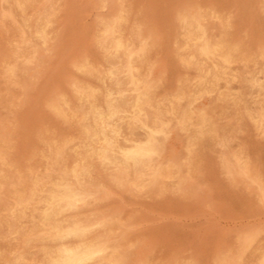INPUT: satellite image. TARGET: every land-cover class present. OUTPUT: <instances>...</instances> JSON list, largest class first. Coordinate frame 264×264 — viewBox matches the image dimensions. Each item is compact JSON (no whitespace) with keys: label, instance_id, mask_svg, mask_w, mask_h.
Returning <instances> with one entry per match:
<instances>
[{"label":"rangeland","instance_id":"374dc122","mask_svg":"<svg viewBox=\"0 0 264 264\" xmlns=\"http://www.w3.org/2000/svg\"><path fill=\"white\" fill-rule=\"evenodd\" d=\"M42 1V3H41ZM61 1V3L65 2V4H61L59 2ZM78 1V3L75 2ZM53 0V3H55L54 7H57L55 9V14L59 12V14L57 16L54 15V19H53V23L56 24V25H53V23L51 24V28H54V29H51L52 31V43L50 44L49 47H51V49L48 47L47 48H42L41 46H39V51H41L40 49H43L44 53H40L39 52V56L38 58H36V61L38 59V61L41 59V61H39L41 64H39V62L37 63L35 61V64H37V68L33 71L34 75L30 78L27 77L25 78L21 73L18 74V76H16V78L14 79L13 82H11L10 84L6 85V80L5 79V76H4V73H3V67H2V63H0V67L1 70H0V127H2L3 129L6 130V132H8V138H9V141H10V147L9 149L7 150V152L5 153V158L6 160L8 159V161H10V163L12 165H14V163H16L14 166H16V169L20 172H23L24 171V167L25 166H32V168L35 170L36 174L38 175V178H39V182L40 184L43 186V188H52L53 186V183L55 181H57L60 176L62 175H65L67 173V170H69L72 165L71 163H73V165L75 163H82L86 166L89 167L90 169V172L89 174V177L92 179V181H94L95 183H99L100 186L99 187H89L88 189V194L87 197H86V202L84 201L83 202V205L84 203H86L84 206L81 205L79 207L80 210H78V214L76 215V219L78 220H82V219H86V218H89L91 216V218H89L88 220L91 222V226L90 228L92 227L93 230L95 231V234L94 231L90 230V236L92 237L91 240L95 241V242H98V239H100V242L98 243V248H99V252L96 254L95 258H99V257H102L103 255V259L106 261V262H110V261H115V260H118L121 256V251L119 250H122L124 249L125 247H129V246H132V243L138 238L139 241H137L138 243H136L137 245L141 244V243H144L146 246H145V252H144V258L143 260H152V258H157V257H160V256H167L170 252H172L174 249H191L194 253H197L199 255H201L202 257H206L208 255H210L212 252L215 251V249L217 248H230L232 247L233 249H239L241 250L242 248V244L244 242L245 239L249 238L250 241L249 243L244 247V249L242 250L243 251V260H244V264H258V259H259V253L261 252V250L264 249V214H261L259 211H256L254 209V204L258 201V195L260 197L261 193H260V189L257 185H254L251 183V181L249 180V174L252 173L251 171H255L256 174H261V173H264V138L261 137V133L259 131V129L257 128V126L255 124H253L251 121L247 120L245 117H243L244 115H241L243 114V106L245 105H248L250 104V102L252 101V99L254 97H257L261 90L264 89V60H261L260 57H261V54H262V51H261V46L262 44H264V10H263V6L264 4L262 3V0H251V3H250V0L248 3L245 2L247 0H244V2H242V0H236L234 2V0H220V4H219V0H174V2H172L173 0L169 1V0H155V1H152V0H113V1H107V0ZM85 1V4H82L84 3ZM102 3H101V2ZM152 1V3H151ZM156 1H159V2H163L162 5L160 4H155ZM169 1V2H168ZM181 3H180V2ZM186 1V2H185ZM196 2L197 4H199V6L202 8V11L204 12V16H205V19L203 20V27L201 29V31H198V33H196L195 36H193L192 38H188L186 37V32L185 30H187V27L188 26H191L193 25V21L188 20V22H181L179 21L177 18H176V12H177V9L180 7L178 5L180 4H185L187 2ZM200 1V2H199ZM205 3V5H202L203 2ZM207 1V2H205ZM241 1V2H240ZM259 1H260V4H259ZM38 2V4H37ZM46 0H36V2L34 3V7L37 8L38 10L45 5H42L43 3H45ZM69 2H70V5H69ZM71 2H74L75 5H77V8L76 6H74L73 3ZM80 2H82L80 4ZM90 2V3H89ZM115 2V3H114ZM122 3L123 4H128L129 6H133V11L136 12L134 13L133 15V18L134 19H137V21L139 20L141 22L142 25H139L138 29L140 30V27H143V28H147V29H151L153 30L154 33H152V35L155 37L153 38L152 41L148 42V47H146V49L144 50L143 53L140 54L139 58H140V61L141 63L143 64V68H141L139 70V74L137 75L138 76V79L140 78V80L138 81L139 83V86L142 85V80H144V77L145 76H142V75H145L147 74V71L145 68H147L148 66H155L154 68V71H153V74L152 76L157 79V82L155 83V86L156 88L152 89V91L154 92H151L150 95H151V99L147 102L146 105H143L144 110L145 111L144 113H142L141 115L138 116H134L132 115L133 114V111H131V105L132 103L135 101L136 99V92H135V89L133 88V85L129 86L130 83L128 81H126L127 77H123L122 75H120L119 73L118 74H114L112 75V78L109 76H105L104 77V82L101 83L100 85H102L101 89H100V93H99V104L102 108H105V106L107 105V103H111L112 102L114 103L113 101V98L112 96H114L115 94V90H117V88H122V89H125L128 85L129 88H127L128 90L130 89V91H128L126 89V104L124 108L128 109L127 110V114L126 118H124V116L121 118V119H117L116 120V123L118 124V133L116 135V140H117V144L120 145V147L124 148V149H127V150H130V149H134L136 146L137 147H141L143 148L145 151L143 152V155L141 156L140 158V161L138 162L137 165H133L132 163L129 164H119L120 167H118V163H113L114 161L112 160L111 162V159L110 160H104L102 157L98 156V155H92L89 152H87L84 148V145L82 143V140H80L81 138V135L79 134V128L80 126H82L84 124V120L83 118H79L76 119L78 121L74 122L73 121H69L67 123V121H65V123H62L64 122V120L59 117L57 114H53L51 111H49L48 107L46 106V101L51 97L50 95L51 94H54L56 91L58 90H64V89H68L69 87V81L70 79H73V78H78L80 79L82 76L81 74H78L76 72V70L74 69V63L79 60L78 58H83V57H88V59L90 61H92V65L94 66L95 64H97L96 68H101V69H105L107 67V62L103 60H105L104 57H106V54H108V52H110L112 49H113V41L112 39L115 37V38H120V39H123V40H130V42L128 43L129 44V47L132 48L133 46H135V41H134V37H133V31H135L137 28L136 27H131L130 25H122V27L118 28L120 29V32L119 30L117 31V33L114 34L113 38H104L103 36H101V27H100V24L107 20L108 19H112L114 18L118 11L116 12L115 9H119L118 7H120L121 4L119 3ZM133 2V3H132ZM143 3V4H140ZM165 2V4H164ZM168 2V5H166ZM180 4H178V3ZM209 2V3H208ZM258 2V3H257ZM41 3V4H39ZM57 3V4H56ZM59 3V4H58ZM89 3V4H88ZM111 5H110V4ZM147 3V4H146ZM174 3V5L172 4ZM203 3V4H204ZM207 3V4H206ZM232 3V5H231ZM239 3V4H237ZM257 3V4H256ZM37 4V6H36ZM63 5V9L61 7V5ZM119 4V5H118ZM133 4V5H132ZM141 5L139 7V5ZM146 4V5H145ZM152 4H154V6H152ZM170 4V6H169ZM177 4V5H176ZM237 4V5H236ZM256 4V5H254ZM259 4V5H258ZM39 5H42V7ZM67 5V6H66ZM94 5V6H92ZM135 5V6H134ZM138 5V6H137ZM143 5V7H142ZM211 6V7H208V6ZM218 5V6H217ZM225 5V6H224ZM230 5V6H229ZM247 7H246V6ZM250 5V6H249ZM65 6V7H64ZM85 6V8H84ZM88 6V7H87ZM99 6L100 8L102 9H99ZM105 6V7H104ZM110 6V7H109ZM114 6V8H112ZM137 6V7H136ZM148 6V7H146ZM163 6V8H159ZM170 7L167 9V7ZM174 6V7H173ZM177 6V7H176ZM205 6V7H203ZM224 6V7H223ZM239 6V7H238ZM243 8H242V7ZM245 6V7H244ZM262 7L261 10H258L260 9L259 8ZM39 7V8H38ZM75 7V8H74ZM82 7V8H81ZM91 7V8H90ZM139 7V8H138ZM150 7V8H149ZM166 7V8H165ZM228 7V8H227ZM231 7V8H230ZM35 8H33V11L34 13H37L38 10H36ZM73 8V9H71ZM84 8V10H83ZM136 8V9H135ZM140 8H144V11L143 9H140ZM149 8V9H147ZM155 8V10H154ZM160 9L158 11V9ZM176 8V11H174ZM227 8V10H226ZM238 8V9H237ZM254 8V9H253ZM60 9V10H59ZM64 9H67L66 11ZM83 11H82V10ZM86 9V10H85ZM93 11H91V10ZM95 9V10H94ZM97 9V10H96ZM132 9V7H131ZM152 9V10H150ZM164 9L167 11L163 12ZM207 9V10H206ZM225 9V10H224ZM235 9V10H234ZM245 9V10H243ZM256 9V11H255ZM59 10V11H58ZM62 10V11H61ZM72 10V11H71ZM90 10V11H89ZM104 10V12H102ZM112 10V11H111ZM114 10V11H113ZM141 10V11H140ZM150 10V11H148ZM170 10V11H169ZM236 11V12H239V13H236V12H232V11ZM41 11V10H40ZM66 13H65V12ZM79 11V12H78ZM156 11L157 13L161 12L159 15L156 14ZM212 11V12H211ZM245 11V12H243ZM60 12L64 15L65 19L64 22H66V24H64V22L62 21V14H60ZM64 12V13H63ZM68 12H69V15H68ZM73 12V14H72ZM84 12V13H83ZM92 12V13H91ZM144 12V14H143ZM170 15H168L169 13ZM174 12V13H173ZM256 12V13H255ZM74 13H78V17L76 14ZM116 13V14H114ZM139 13V14H138ZM142 13V14H141ZM167 13V14H166ZM227 13V14H226ZM233 13V14H232ZM247 13V15H246ZM251 13V14H249ZM82 14V15H81ZM98 14V15H97ZM102 17H101V15ZM108 14V15H107ZM146 14V15H145ZM171 14H175V15H172ZM210 14V15H209ZM218 14V15H217ZM226 14V15H225ZM237 14V15H236ZM242 17L239 18V16ZM242 14V15H241ZM61 15V16H60ZM67 15V16H66ZM76 15V16H74ZM81 15V16H79ZM86 16V17H82V16ZM93 15V16H92ZM100 15V16H99ZM112 15V16H111ZM151 15V18H149ZM164 16L166 18V21L168 22H165V18H162L160 19L159 21V17L161 18V16ZM166 15L168 17H166ZM214 15V16H212ZM236 15V16H235ZM97 16V18H96ZM106 16V17H105ZM111 16V17H110ZM159 16V17H158ZM170 16V17H169ZM209 16V17H208ZM218 16V17H217ZM220 16V17H219ZM249 16V17H248ZM260 16V17H258ZM56 17V18H55ZM63 17V18H64ZM70 20H69V18ZM110 17V18H109ZM146 17V18H145ZM175 17V18H173ZM217 17V18H215ZM226 17V18H225ZM235 20H232L233 18ZM238 17V19H237ZM247 17V18H246ZM2 18V17H0ZM73 18V19H72ZM85 20H84V19ZM94 18H95V21H94ZM101 18V19H100ZM149 18V19H147ZM157 18V19H156ZM168 18V19H167ZM170 18V19H169ZM221 18V19H220ZM231 18V20H230ZM58 19V20H57ZM61 19V20H60ZM74 19H76L77 21H75ZM83 19V20H82ZM146 19V21H145ZM216 19V21H215ZM224 19V20H223ZM248 19V21H247ZM56 20V21H55ZM67 20V21H66ZM94 23H93V21ZM101 20V21H100ZM157 20V21H156ZM172 20V21H171ZM178 21V23L175 22ZM219 20V21H217ZM227 20V21H226ZM58 21V23H57ZM62 21V22H61ZM69 21V22H68ZM71 21V22H70ZM75 21V22H74ZM151 21V23H150ZM162 21V22H161ZM164 21V24L163 23ZM225 21V22H224ZM233 21L232 23H228V22H231ZM256 21V22H255ZM3 22V21H2ZM2 22H1V19H0V26H3V27H0V61L2 62V59L1 57H3L4 55L2 54H6L7 52L9 53V51H5L7 49V47L4 45L5 44V38H7L6 35H8L11 30L13 29V24H15L14 21H8V20H4V25H2ZM8 22V23H7ZM10 22V23H9ZM60 22V24H59ZM80 22V23H77ZM92 22V23H90ZM99 22V23H98ZM146 22V23H144ZM161 22V23H160ZM209 22V24H208ZM214 22V23H213ZM217 22V23H216ZM223 22V23H222ZM248 24H247V23ZM7 23V24H6ZM13 23V24H12ZM160 25H159V24ZM184 25H182V24ZM189 23V25H188ZM213 23V24H212ZM226 23V24H225ZM241 23V24H240ZM258 23H259V26H258ZM63 24V25H61ZM75 24V25H74ZM77 24V25H76ZM82 24H85V25H82ZM89 24V25H87ZM144 24V25H143ZM147 24V25H146ZM158 24V25H157ZM172 24V25H171ZM212 26H211V25ZM217 24V25H216ZM235 24V26H234ZM60 25V26H59ZM72 25V26H71ZM154 27H152V26ZM226 25V26H225ZM245 25V26H244ZM263 25V26H262ZM10 26L12 28H10ZM59 28H58V27ZM67 26H70V29L74 32V34L72 35V31L69 29L68 31V28ZM74 26H78L77 28L74 27ZM82 28H80V27ZM85 28H84V27ZM88 26V27H87ZM90 26V27H89ZM151 26V27H150ZM161 26V27H160ZM180 26V27H179ZM182 26V27H181ZM184 26V27H183ZM187 26V27H186ZM227 28H225V27ZM232 26V27H231ZM6 27L7 29L5 30ZM61 27V28H60ZM66 27V28H65ZM95 27H99L97 29H95ZM128 27V28H127ZM159 27V29H157ZM175 27V28H173ZM205 27V28H204ZM222 27V28H221ZM232 29H231V28ZM238 27V28H237ZM261 27V28H260ZM76 28V29H75ZM83 30L81 32V30ZM91 28V29H90ZM124 30H123V29ZM127 28V29H126ZM160 28L162 29V32L163 34H161L162 32L160 31ZM168 28V29H167ZM179 28V29H177ZM182 28V29H181ZM189 28V27H188ZM263 28V29H262ZM3 29V30H2ZM11 29V30H10ZM59 29V30H57ZM93 29L95 30L93 31ZM156 29V30H154ZM184 29V31H183ZM205 29V30H204ZM223 29H226V30H222ZM66 30V31H65ZM78 30L80 31V33L83 34V32H86L83 34L84 36H82V34L78 33ZM126 30V31H125ZM165 32H164V31ZM175 30V31H174ZM204 30V31H203ZM245 30V31H244ZM8 31V32H7ZM63 31V32H62ZM68 31V34L66 33ZM77 31V32H75ZM92 31V32H91ZM179 31V32H178ZM71 32V34H70ZM95 32V34L93 33ZM123 32V33H122ZM168 32V33H167ZM183 34H182V33ZM220 32H223L220 33ZM234 34H233V33ZM239 32V33H238ZM243 32H246L245 33V36L244 34H242ZM2 33V34H1ZM7 33V34H6ZM79 34V39L81 38V40H79L78 38L76 39V36L78 37V35L76 34ZM100 35H99V34ZM128 33V34H126ZM167 33V34H165ZM178 33V34H177ZM181 33V34H180ZM214 33V34H213ZM220 33V34H219ZM227 33V35H225ZM54 34V35H53ZM60 34V35H59ZM70 34V35H69ZM92 34V35H91ZM118 34V35H117ZM125 34L127 35V37H125ZM132 34V35H131ZM216 34V35H215ZM222 34V37L225 38L226 36V39H223L220 35ZM230 34V35H229ZM1 35L2 37L4 38H1ZM59 35V37H58ZM63 35V36H62ZM65 35L67 37H65ZM97 35V37L95 36ZM99 35V37H98ZM122 35V36H121ZM156 35H157V39H156ZM180 35V36H179ZM228 35L230 36L231 38V42L229 41L230 38L228 37ZM57 36V37H56ZM81 36V37H80ZM89 36V37H88ZM123 36L125 37V39L123 38ZM162 36V37H161ZM165 36V37H164ZM185 36V37H184ZM203 38H202V37ZM242 36L244 38H246V40H244V43H243V40L241 39ZM257 36V37H256ZM69 37V39H68ZM84 37L86 39H84ZM95 37H96V40H95ZM103 37V38H102ZM161 37V38H160ZM175 37L176 40H173V38ZM219 37V39H218ZM222 40H221V38ZM235 37V38H234ZM240 39H239V38ZM64 38L68 39V40H65ZM90 38H92L90 40ZM97 38L99 40H97ZM101 38V39H100ZM158 38H159V41H158ZM167 38V39H166ZM171 38V39H170ZM201 38V39H200ZM229 38V39H227ZM3 39V40H1ZM64 41H63V40ZM72 39V40H71ZM73 39L74 42H73ZM83 39V40H82ZM103 39V40H102ZM164 39V40H163ZM180 39V40H179ZM184 39V40H183ZM192 39V40H191ZM216 40L214 42V40ZM238 43V46H237V43ZM57 40V41H56ZM79 40V41H78ZM89 40L92 42H90L89 44ZM93 40V41H92ZM114 40V39H113ZM169 40V41H168ZM220 43H219V41ZM242 40V41H240ZM63 41V42H62ZM66 41V42H65ZM72 41V42H71ZM76 41V42H75ZM87 45H85V42ZM88 41V42H87ZM100 41V42H99ZM163 41H167L166 42H163ZM176 41V42H175ZM189 41V42H188ZM207 42L208 44V52L206 51H203L201 49V43L202 42ZM212 41V42H211ZM217 41H218V44H217ZM235 41V42H234ZM246 41V43H245ZM258 41V42H257ZM78 42V44H76ZM82 42V43H81ZM103 42V43H102ZM107 42L108 45H106L105 43ZM186 42H187V45H186ZM210 42V44H209ZM224 42V43H222ZM234 42V43H233ZM60 43V44H59ZM67 43V44H66ZM71 45H70V44ZM112 43V44H111ZM164 43V44H163ZM173 43V44H172ZM222 43V44H221ZM227 47L228 44H232L234 45L236 48L239 49H234L233 52H232V56H231V59L230 61L228 62H224L220 59V55L223 53L224 50L228 49L227 47H225L226 45ZM243 43V44H242ZM259 45H258V44ZM54 44H57V49H56V46ZM59 44V45H58ZM62 44V45H61ZM72 44H73V47H72ZM84 44V45H83ZM105 44V46L103 45ZM110 44V45H109ZM169 44V45H167ZM177 44V45H176ZM196 44V45H195ZM213 44V45H212ZM221 44V45H220ZM2 45V47H1ZM53 45L55 46V48H53ZM64 45V46H63ZM67 45H70V46H67ZM78 45V46H77ZM93 45V47H92ZM94 45L97 47H94ZM164 45V46H163ZM175 45V46H174ZM183 47L181 48L180 46ZM186 45V46H185ZM194 45V47H192ZM198 45V46H197ZM215 45V46H214ZM224 47H223V46ZM240 45V47H239ZM246 45L245 47H242V46ZM61 46V48H59ZM66 46V47H65ZM80 46V47H79ZM99 46H103V47H99ZM132 46V47H131ZM163 46V48H161ZM169 46V47H168ZM177 48V49H174L173 47ZM177 46V47H176ZM191 46V48H190ZM212 48H211V47ZM251 46V47H250ZM78 48V50L76 51V49ZM106 47V48H104ZM108 47V48H107ZM110 47V48H109ZM112 47V49H111ZM179 47V48H178ZM196 47V48H195ZM215 47V48H213ZM220 47V48H219ZM4 50H3V49ZM65 48V50H64ZM69 48V49H68ZM84 48V49H83ZM152 48V49H151ZM188 48V49H186ZM193 48V49H192ZM225 48V49H223ZM72 49V50H71ZM85 49L87 50V52L85 51ZM93 51L91 52L90 51ZM108 49V50H107ZM111 49V50H110ZM200 49V51H199ZM222 49V50H221ZM244 49V50H243ZM49 52H48V51ZM57 50V51H56ZM81 50V51H80ZM98 50V51H97ZM106 53H105V51ZM160 50V51H159ZM164 50V51H163ZM178 50V51H177ZM187 52V54L185 53V51ZM241 50L243 53H241ZM247 50V52H246ZM54 51V52H53ZM62 51V52H60ZM66 51V52H65ZM71 51V52H70ZM80 51V53H79ZM90 51V53H89ZM100 51V52H99ZM170 51V52H169ZM176 51V52H175ZM180 51V52H179ZM230 51H231V48H230ZM6 52V53H4ZM48 52V53H47ZM65 52V53H64ZM147 52V53H146ZM162 52V54H161ZM165 52V53H163ZM169 52V54H168ZM245 52V54H244ZM7 53V54H8ZM59 53V54H58ZM64 53V54H63ZM77 53V54H75ZM94 53V54H93ZM100 53V54H99ZM151 53H154V54H151ZM185 53V54H184ZM206 53V54H205ZM6 54V56H7ZM44 54V55H42ZM49 54V55H48ZM57 54V55H56ZM67 54L68 56L65 57ZM74 54V55H73ZM80 54V55H79ZM85 54V55H84ZM91 54V55H90ZM165 56H164V55ZM171 54V55H170ZM2 55V56H1ZM47 57H46V56ZM51 55V56H50ZM55 55V56H54ZM70 55V56H69ZM144 55V56H143ZM152 55V56H150ZM180 55V56H179ZM206 55V56H205ZM44 56V57H43ZM50 56V58H48ZM57 56V57H56ZM83 56V57H82ZM93 56H95L94 58H92ZM104 56V57H103ZM162 56V57H161ZM255 56V57H254ZM46 57V58H45ZM74 57V58H73ZM101 58H104V59H100ZM152 57V58H151ZM165 57H166V60L165 61ZM185 59H184V58ZM45 58V59H43ZM57 60H56V59ZM65 58V60H63ZM73 58V59H72ZM179 58V59H178ZM181 58H182V61H181ZM51 59L49 62L46 60H49ZM53 59V60H52ZM71 59V60H69ZM77 59V60H76ZM92 59V60H91ZM94 59V60H93ZM44 60H45V63H44ZM97 60V61H96ZM102 60V61H100ZM178 60L180 62V64L178 63ZM55 61V62H54ZM63 61V62H62ZM71 61V63L69 64L68 62ZM98 61H100L101 63L98 65ZM154 61V62H152ZM169 61V63H168ZM221 61V62H220ZM60 62V63H59ZM96 62V63H95ZM103 62V63H102ZM123 62V60H122ZM120 62V64L122 63ZM183 64L186 63V64ZM232 62V63H231ZM54 63V64H52ZM56 63V64H55ZM64 63V64H63ZM105 63V65H104ZM200 63V64H199ZM211 63V64H210ZM228 63V64H227ZM239 63V64H238ZM241 63V64H240ZM48 64V66H47ZM49 64H50V68L49 67ZM58 64H62V65H58ZM69 64V65H68ZM151 64V65H150ZM156 64V65H155ZM199 64V65H198ZM220 64V65H219ZM42 65V66H41ZM52 65V66H51ZM166 65V66H164ZM168 65V66H167ZM187 65V66H186ZM196 65V66H195ZM227 65V66H226ZM229 65V66H228ZM40 66V67H39ZM47 68H46V67ZM60 66V67H58ZM97 66H100V67H97ZM106 66V67H105ZM164 66V67H163ZM202 66V67H201ZM213 66V67H212ZM234 66V68H233ZM43 69H42V68ZM63 67V68H62ZM71 67V68H69ZM178 67V68H177ZM182 67V69L180 68ZM188 67L189 68V71H188ZM198 67V68H196ZM206 69H205V68ZM244 67V68H242ZM57 68V69H56ZM65 68V69H64ZM165 68V70H164ZM183 68H186V69H183ZM204 68V69H203ZM225 68V70H224ZM242 68V69H241ZM262 68V69H261ZM40 69V70H39ZM50 69V70H48ZM180 70V73H177L176 72H179ZM218 69V70H217ZM245 69H246V72H245ZM48 70V72H46ZM57 75H56V78H55V72ZM168 70V71H167ZM203 70V71H202ZM205 70V72H204ZM244 70V71H243ZM39 73H38V72ZM41 71V72H40ZM71 73H69V72ZM159 71V73H158ZM164 71V73H163ZM201 71V72H200ZM226 71V72H225ZM231 71V72H230ZM241 74H239V72ZM254 71V72H253ZM35 72H37V75ZM45 72V73H43ZM50 72H54L53 73H50ZM66 72V73H65ZM167 72V73H166ZM221 72V73H220ZM233 72V73H232ZM41 73L42 76H41ZM64 73V74H63ZM150 73V72H149ZM157 73V74H156ZM172 73V75H171ZM174 73V74H173ZM183 73V74H181ZM197 74V77L195 79ZM192 73H195V74H192ZM216 73V74H215ZM236 73V74H235ZM248 73V74H247ZM46 74L50 75L47 77ZM63 74V75H62ZM65 74H68V78L65 77L66 75ZM78 76H77V75ZM156 74V75H155ZM162 74V75H161ZM167 74V76H166ZM176 74V76H175ZM180 74V75H179ZM208 74V75H207ZM211 74V75H210ZM222 78H221V76ZM226 74V75H225ZM61 75L63 77H61ZM115 75H118V78L115 77ZM148 75V74H147ZM160 75V76H159ZM188 75V76H187ZM193 78H191L190 76ZM216 75V76H214ZM229 75V76H228ZM247 75V77H245ZM259 75V76H258ZM40 78H39V77ZM122 76V77H121ZM166 76V77H165ZM186 76V77H185ZM204 78H203V77ZM211 78H210V77ZM225 76V78H224ZM242 77V79H239V77ZM45 77V78H44ZM50 77V79H49ZM54 77V78H53ZM60 77V78H59ZM80 77V78H79ZM115 79H114V78ZM122 79H120V78ZM157 77H160L159 79ZM175 77H178L176 78L175 80ZM207 77V78H206ZM236 77V78H233ZM240 77V78H241ZM251 77V78H250ZM44 78V79H43ZM53 78V80H52ZM59 78V79H58ZM65 78V79H64ZM167 78H168V82L167 81ZM170 78V80H169ZM181 78V79H180ZM185 78V79H183ZM191 78V79H190ZM198 78H200V80H198ZM203 78V79H202ZM208 79L207 81L204 80V79ZM210 78V79H209ZM213 78V79H212ZM218 79V81L216 79ZM26 79V80H24ZM40 79V80H39ZM111 79V80H110ZM113 79V80H112ZM119 79V80H118ZM124 79H126L125 81L128 82L126 83L124 81ZM164 79V80H163ZM166 79V80H165ZM195 79V82L193 81ZM246 79V80H245ZM262 79V80H261ZM3 80V81H2ZM35 82H34V81ZM110 80V81H109ZM186 82H184V81ZM198 80V81H197ZM203 80L205 84H201ZM210 80V81H209ZM230 80V81H229ZM243 80V81H242ZM39 81V82H38ZM49 81L51 82V84L49 85ZM59 81V82H58ZM113 81V83H111ZM121 81L119 84L117 82ZM123 81V82H122ZM162 81V82H160ZM165 81V83H164ZM178 81V82H177ZM187 81H190L188 84H187ZM192 81V82H191ZM200 81V82H199ZM241 81V82H240ZM246 81V83H245ZM260 81V82H259ZM263 84H262V82ZM22 82L24 84H22ZM29 82V83H28ZM31 82V83H30ZM40 84V87H39V84ZM41 82V83H40ZM48 82V84L46 83ZM55 82H58L56 83L55 85ZM175 82H177V84H175ZM194 82V83H193ZM196 82L200 83V84H196ZM211 84H210V83ZM216 82V84H215ZM225 82V83H224ZM238 82V83H237ZM253 82V83H252ZM32 83L34 85H36L34 88L35 90H38L35 91L33 89V86ZM37 83V84H36ZM111 83V84H110ZM115 83L117 85H115ZM127 84V85H123V84ZM141 83V84H140ZM163 86H162V84ZM186 83V84H185ZM209 83V84H208ZM242 83V84H241ZM245 83V84H244ZM31 84V85H30ZM46 84V85H45ZM104 84V85H103ZM158 84V85H157ZM170 84V85H169ZM192 84V86H191ZM195 84V86H194ZM5 85H6V88H5ZM13 85V87L11 86ZM23 85V86H22ZM27 85V86H26ZM38 85V86H37ZM59 85L61 86V89L59 87ZM166 85V86H165ZM177 85V86H176ZM215 85V86H214ZM217 85V86H216ZM219 85V87H218ZM223 85V86H222ZM239 87H238V86ZM241 85V86H240ZM247 85V86H246ZM11 86V87H10ZM16 86V87H15ZM51 86V87H50ZM59 88H58V87ZM68 86V87H67ZM112 86V87H111ZM115 86V87H113ZM118 86V87H117ZM125 86V87H124ZM159 86V87H158ZM178 86L180 88H183V90H179ZM197 86V88H196ZM200 86V87H199ZM203 86V87H202ZM213 86V87H212ZM4 87V89H3ZM29 87V89H28ZM47 87V88H46ZM132 87V88H131ZM163 87V88H161ZM167 87V88H166ZM185 87V88H184ZM193 87H195L196 89H198V91H196V89H194ZM9 88V89H8ZM11 88V89H10ZM17 88H19L17 90ZM37 88V89H36ZM103 88V90H102ZM106 88V89H104ZM111 88V89H110ZM115 88V90L113 89ZM120 88V89H121ZM169 88V89H168ZM170 88H172L173 92L170 90ZM175 88V89H174ZM188 90H187V89ZM191 88V89H190ZM204 88H209V89H204ZM213 88V89H212ZM235 88V90H234ZM244 88V89H243ZM247 88H249L247 90ZM256 88V89H255ZM32 89V90H31ZM49 89H52V90H49ZM56 89V90H55ZM134 90V93H132ZM156 89V90H155ZM165 89V90H164ZM168 89V91H167ZM215 89V90H214ZM220 89V90H219ZM232 89V90H231ZM14 93H11L13 92ZM35 92H34V91ZM44 90V91H43ZM54 90V92H53ZM107 90L108 92H111L112 95H108L107 94ZM159 90V91H158ZM170 90V91H169ZM177 90V92L175 91ZM187 90V91H186ZM190 90V91H189ZM195 90V91H194ZM200 90V91H199ZM206 90V91H205ZM213 90V91H212ZM251 90V91H250ZM260 90V91H259ZM19 91V92H18ZM43 91V92H42ZM49 91V92H48ZM175 91V92H174ZM181 91H184V92H181ZM212 91V92H211ZM259 91V92H258ZM26 92V93H24ZM30 94H29V93ZM102 92V93H101ZM105 92V93H104ZM165 94V96L162 94ZM181 92V93H180ZM206 92V93H205ZM248 92V93H247ZM257 92V95L255 94ZM20 93V94H19ZM34 93L36 95H34ZM40 93V95H39ZM50 93V94H49ZM130 93V94H128ZM154 93V94H152ZM158 93V94H157ZM169 93H171L169 95ZM173 93H177L176 94H173ZM183 93V94H182ZM191 93V95H190ZM238 93V94H237ZM259 93V94H258ZM16 94V96H15ZM26 94V95H25ZM28 94V96H27ZM46 94V95H44ZM48 94V95H47ZM107 94V95H106ZM157 94V95H156ZM186 94V95H185ZM202 94V95H201ZM255 94V95H254ZM12 95V96H11ZM18 95V96H17ZM40 99L39 98V96ZM129 95V96H128ZM174 97H173V96ZM179 95V96H178ZM184 97V99L181 97ZM184 95V96H183ZM194 95V96H192ZM227 95V96H225ZM231 95V96H230ZM247 95V96H246ZM36 96V97H35ZM43 96V98H42ZM47 96V97H46ZM102 96V97H101ZM130 98H128V97ZM134 96V97H133ZM156 96V98H155ZM165 97H168L167 99ZM178 96V97H177ZM201 96V97H200ZM218 96H219V99H218ZM25 97V98H23ZM30 97V98H29ZM35 97V99H34ZM109 99H108V98ZM111 97V98H110ZM163 99H162V98ZM172 97L171 100L174 99V101L176 103H174V101L172 102L170 100V98ZM226 99H225V98ZM250 97L252 99H250ZM14 98V99H12ZM28 98V99H27ZM47 98V99H46ZM101 98V99H100ZM132 98V99H131ZM135 98V99H134ZM178 98H181V99H178ZM192 98V99H191ZM198 98V99H197ZM244 98V99H243ZM246 98V99H245ZM248 98L250 99L248 101ZM18 99V101L16 102V100ZM20 99H23V100H20ZM27 99V100H26ZM46 99V100H45ZM160 101V104H159V101ZM177 99V100H175ZM196 99V100H194ZM204 99V100H203ZM216 99V101H215ZM218 99V100H217ZM31 100H33L32 103ZM102 100V101H101ZM108 100V101H107ZM134 100V101H133ZM157 102H156V101ZM166 100V102L169 103V101L167 100H170L171 103H166L164 102ZM179 100V102H178ZM181 100H184V101H181ZM188 100H191L192 102L194 101L195 103L198 102V107L197 109L191 107L187 102ZM202 100V102H200ZM229 100V101H228ZM232 100V101H231ZM243 100V101H242ZM22 104H21V102ZM37 101V102H35ZM43 101V102H42ZM101 101V102H100ZM112 101V102H111ZM241 101V102H239ZM246 103H245V102ZM164 102V104H163ZM177 102L179 103L178 105H180L179 107H176L178 105ZM226 104H225V103ZM231 102V103H230ZM236 102V103H235ZM30 103V104H29ZM43 103V105H41ZM156 103V104H155ZM159 104V108H158V104ZM166 103V104H165ZM229 103V104H228ZM235 103V104H233ZM245 103V104H243ZM16 104V105H15ZM103 104V105H102ZM151 104V105H150ZM12 105V106H11ZM21 106L18 108V106ZM28 105V106H27ZM130 105V106H128ZM150 105V106H149ZM168 105V106H167ZM184 105V106H183ZM226 105V106H225ZM27 106V107H25ZM149 106V107H148ZM157 106V107H156ZM171 106V107H170ZM175 106V107H174ZM187 106V107H186ZM200 106V108H199ZM215 106V107H214ZM38 107V109H37ZM148 107V108H147ZM154 107H156L157 109H160L159 111L155 108L156 111L152 110L154 109ZM169 107V108H168ZM172 107H173V110H172ZM185 107V109H184ZM233 107V108H231ZM235 107V108H234ZM242 107V108H240ZM10 108V109H9ZM22 108V110H21ZM176 108L178 112V114L176 115ZM204 108V110L202 109ZM10 112H9V110ZM14 109V110H13ZM43 109L45 111H43ZM148 109V110H147ZM171 109V110H170ZM192 109V110H190ZM234 109L233 112H231L232 110ZM35 112H34V111ZM39 110V111H38ZM150 110V111H149ZM165 110V111H164ZM167 110V111H166ZM170 110V111H169ZM181 110V111H180ZM214 110V111H213ZM225 112H224V111ZM7 111V112H6ZM41 111V113H40ZM152 111V113H151ZM159 113H158V112ZM169 111V112H168ZM175 111V113H174ZM187 111V113H186ZM193 111V112H192ZM217 111V112H216ZM16 115H15V113ZM42 112H44L42 114ZM157 112V113H156ZM235 112V113H234ZM36 113V114H35ZM46 113V114H45ZM132 113V114H131ZM147 113V114H146ZM151 113V114H150ZM164 113V114H163ZM171 113H173V116ZM186 113V114H185ZM199 113V114H198ZM216 113V114H215ZM231 113V114H230ZM11 114V115H10ZM40 114H41V117H40ZM144 114V115H143ZM154 114V115H152ZM162 114V115H161ZM167 114V115H166ZM229 114V115H227ZM5 115V116H4ZM46 115V116H45ZM48 115V116H47ZM148 116V119H147V116ZM154 117H152V116ZM160 117H158V116ZM170 115V116H169ZM186 115V116H185ZM193 115V116H192ZM208 115V116H206ZM218 115V116H217ZM223 115V117H222ZM52 116V117H51ZM132 116V117H131ZM134 116V117H133ZM141 116V119H139ZM143 116V117H142ZM162 116V118H161ZM166 116V117H165ZM179 116V117H178ZM203 116V118H202ZM241 116V117H240ZM14 117V118H12ZM34 117V118H33ZM36 117V118H35ZM48 117V118H46ZM59 117V118H57ZM152 117V118H151ZM156 117V118H155ZM174 117V118H173ZM189 117V118H188ZM192 117V118H191ZM10 118V119H9ZM54 118H57V121H55L56 119ZM147 120H146V119ZM171 118V119H170ZM183 118H186L183 120ZM245 118V119H243ZM12 119V120H11ZM62 120V121H59ZM131 119V120H130ZM138 119V120H136ZM150 119H154L150 122ZM157 119V120H155ZM162 119V120H160ZM166 119V120H165ZM173 119V122L171 123ZM219 119V120H218ZM235 119V120H234ZM239 119V120H238ZM37 120V121H36ZM44 120V121H43ZM53 120V121H52ZM120 120V121H119ZM133 120V121H132ZM135 120V121H134ZM142 120V121H141ZM168 120V121H167ZM171 120V121H170ZM183 120V121H181ZM194 120L195 124L192 122ZM242 120V121H241ZM5 123H4V122ZM12 121H14V124L12 123ZM80 121V122H79ZM148 121L150 123H148ZM164 121V122H162ZM170 121V122H169ZM192 123H191V122ZM44 122V123H43ZM54 122V123H53ZM78 122V123H77ZM139 122V123H138ZM152 122H154V124H151ZM169 122V123H168ZM182 122V123H181ZM188 122V123H187ZM203 123V125H201V123ZM234 122V123H233ZM238 122V123H236ZM8 123V124H7ZM43 123V124H41ZM48 124V127L46 126ZM53 123V124H52ZM59 123V124H58ZM80 123V124H79ZM130 123V124H128ZM136 123V124H135ZM138 123V124H137ZM158 123V124H157ZM162 123V124H161ZM168 123V125H167ZM186 123V124H185ZM198 123V124H197ZM245 123V124H243ZM32 124V125H31ZM45 124V125H44ZM62 124V125H61ZM67 124V125H66ZM132 124V126H131ZM142 124V126H141ZM147 124V125H146ZM212 124V125H211ZM26 125V126H25ZM71 125V126H70ZM76 125V126H75ZM151 125V127H149ZM156 125V126H155ZM188 125V126H187ZM197 125V126H196ZM246 125V126H245ZM11 126V127H10ZM34 126V127H32ZM45 126V127H44ZM50 126L52 127L53 130H55L57 128V132L58 134L60 135V133H62L61 135H66L64 137H66L67 139L69 138L71 141L70 144H73L75 145L74 146V153H67L68 152V149L69 147H67L66 149H60L59 150V156L58 157H55V159L53 160H48L47 159H44L45 157L42 155L41 152L36 153L35 152V149H38L37 147L39 146V150L42 146L41 145V142L44 140V137L45 135L48 133V130H50L49 132L53 131L51 130ZM60 126V127H58ZM70 126V127H69ZM72 126H75L76 129H74L75 127L72 128ZM121 128H120V127ZM129 126V127H128ZM133 126H135L133 128ZM144 126V128H143ZM175 128H174V127ZM203 126V127H202ZM234 126V127H233ZM6 127V128H5ZM8 127V128H7ZM17 127V128H16ZM29 129H28V128ZM125 127V128H124ZM147 127H149L148 129H146ZM152 127H155V128H152ZM160 127H162V131L160 129ZM169 127V128H168ZM174 130H173V128ZM181 127V131H179V128ZM189 127V128H188ZM219 127V128H218ZM240 127V129H239ZM72 128V129H71ZM152 128V129H151ZM167 128V129H166ZM187 128V129H186ZM237 128V129H236ZM242 128H244L245 130H243ZM24 129V131H23ZM45 129V130H44ZM62 129V130H60ZM68 129V130H67ZM128 129V131H126ZM130 129V130H129ZM144 129V130H143ZM156 131H155V130ZM166 129V130H165ZM171 129V130H170ZM190 129V130H189ZM195 129V130H194ZM200 129V130H199ZM209 129V130H208ZM239 129V131H237ZM9 130V131H8ZM12 130V131H11ZM29 130V131H28ZM31 130V131H30ZM40 130V131H39ZM76 130H78L76 132ZM133 130V131H132ZM135 130H138V131H135ZM145 130H147L146 132H144ZM151 130V131H150ZM158 130V131H157ZM172 131V132H168V131ZM178 130V131H177ZM185 130H187L185 132ZM197 130V131H196ZM11 131V132H10ZM46 131V132H45ZM74 131V132H73ZM177 131V132H176ZM194 131V132H193ZM211 133H210V132ZM223 131V132H222ZM242 131V132H241ZM20 132V133H19ZM22 132V133H21ZM30 134H27L29 133ZM68 132V133H67ZM124 132L128 133V134H125ZM132 132V133H131ZM141 132V133H139ZM143 132V133H142ZM150 132V133H149ZM168 133V136H166L167 133ZM175 132V133H174ZM237 132V133H235ZM10 133V135H9ZM13 133V135H12ZM34 133V134H33ZM42 133V134H41ZM65 133V134H64ZM72 133H75V134H71ZM147 133V135H146ZM157 133V135H156ZM159 133V135H158ZM165 133V134H164ZM173 133V135H172ZM179 133H181L180 135H178ZM190 133V134H189ZM197 133V134H196ZM199 133V134H198ZM201 133V135H200ZM243 133V135H241ZM39 134V135H38ZM44 134V136H43ZM121 134V135H120ZM123 134V135H122ZM129 134H133L132 136L129 135ZM136 134V137L135 135ZM152 135V136H149ZM250 134V135H249ZM257 134V135H256ZM24 137H23V136ZM27 135V136H26ZM33 135V136H32ZM60 135V136H61ZM78 135V137H77ZM128 135V137L126 136ZM162 135V136H161ZM164 135V137H163ZM170 135V136H169ZM183 135V136H182ZM189 135V136H188ZM197 135V137H196ZM217 135V137H216ZM233 135V136H232ZM17 136V138H15ZM20 136V137H19ZM36 138H35V137ZM69 136V137H68ZM73 136V137H72ZM119 136V137H118ZM133 137V138H130ZM138 136V137H137ZM140 136V137H139ZM157 136V137H156ZM178 138H177V137ZM191 136V137H190ZM199 136V137H198ZM211 136V138H210ZM236 136H239L236 137ZM260 136V137H259ZM28 137V138H27ZM30 137V138H29ZM75 137V139H74ZM127 137V138H126ZM135 137V139H134ZM151 137H154L156 138V140L154 138H151ZM161 137V138H160ZM166 137V138H165ZM177 139H176V138ZM189 137V138H187ZM230 137V138H229ZM236 137V139H235ZM11 138V140H10ZM20 141H19V139ZM79 139V142H78V139ZM123 138V139H122ZM142 138H145V139H142ZM225 138V139H224ZM232 138V139H231ZM36 139V141H34ZM38 139V140H37ZM125 139V140H124ZM138 139V140H137ZM140 139V140H139ZM166 139V140H164ZM181 139V140H179ZM189 139V141L187 140ZM201 139V140H200ZM231 139V140H230ZM241 139V140H240ZM245 139V140H244ZM18 140V141H17ZM25 140V141H24ZM75 140V141H74ZM134 140H137L134 142ZM155 140V141H154ZM162 140V141H161ZM23 141V143L21 142ZM101 141V144H99V142ZM100 141H96V143L94 144L92 142V144L90 145V147L95 150L96 148V145L98 143V145L102 146L103 145V141L102 139H100ZM127 141V142H126ZM130 141V142H129ZM139 141H140V144L139 145ZM144 141V142H143ZM164 141H165V144H164ZM169 141V142H167ZM182 143H181V142ZM201 141V142H200ZM230 141V142H229ZM245 141V142H244ZM17 142V143H16ZM18 142H21V144H19ZM36 142V143H35ZM78 142V143H77ZM82 144H81V143ZM119 142V143H118ZM122 142V144H121ZM132 142V143H131ZM138 142V143H137ZM144 144H143V143ZM150 142V144H148ZM159 143L163 146H165L166 150H163V153L162 150L155 156H151L150 153L155 151L154 147L152 144L154 143ZM176 142V143H175ZM188 142V143H187ZM197 142V143H196ZM248 144H247V143ZM255 142V143H254ZM27 143H28V147H27ZM38 143V145H37ZM127 143V144H125ZM133 143H134V146H133ZM171 143V145H170ZM214 143V144H213ZM219 143V144H218ZM237 143V144H236ZM19 144V145H18ZM79 144V145H78ZM130 144V145H129ZM136 144V145H135ZM177 144V145H175ZM188 144V145H187ZM196 144V146H195ZM260 146H259V145ZM37 145V147H36ZM81 145V146H80ZM98 145H97V148H98ZM125 145V146H124ZM145 145V146H144ZM181 145V146H180ZM211 145V146H210ZM234 145V147H233ZM244 145V146H243ZM18 146V147H17ZM22 146V148L19 149V147ZM25 146V147H23ZM83 146V147H82ZM99 146V147H100ZM129 146V147H127ZM183 146V147H182ZM203 146V147H202ZM209 146V148L207 147ZM35 147V148H34ZM126 147V148H125ZM132 147V148H131ZM196 147L198 149H196ZM227 147V149H226ZM229 147V148H228ZM80 148V149H79ZM178 150H177V149ZM240 148V149H239ZM247 148L249 149V151L247 150ZM170 149H173L172 151ZM190 149V150H189ZM230 149V150H229ZM15 150V151H14ZM19 150V151H18ZM67 150V151H66ZM76 150L78 153H76ZM170 150V151H169ZM175 150V151H174ZM210 150V151H209ZM234 150V151H232ZM259 150V151H258ZM14 151V152H13ZM165 151V153H164ZM168 153H167V152ZM177 151V152H176ZM180 151V152H179ZM187 153H186V152ZM190 151V152H189ZM199 151V152H198ZM213 151V152H211ZM229 151L231 152H240V153H243V157H245L247 160H249L251 162V167H243V168H239L237 169L236 171H232L230 168L226 167L223 162V158H224V155H226ZM243 151V152H242ZM248 151V152H247ZM18 152V153H16ZM21 152V153H19ZM33 152V153H32ZM149 152V153H148ZM179 152V153H178ZM194 152V153H192ZM225 152V153H224ZM173 153V155H172ZM224 155H223V154ZM16 154V155H15ZM31 154V155H30ZM145 154V155H144ZM148 154V155H147ZM161 154V155H160ZM178 154V155H177ZM199 154L202 155V157L204 158L203 160H201V156H199ZM219 154V155H218ZM246 154H249L248 156H246ZM13 155V157H12ZM28 155V156H27ZM70 155V156H68ZM74 155V156H73ZM79 155V156H78ZM90 155V157H89ZM171 155V156H169ZM195 155V156H194ZM207 155V157H206ZM223 155V156H222ZM16 156V157H15ZM35 158H33V157ZM177 156V158L175 157ZM184 156V157H183ZM199 156V157H198ZM211 156V157H210ZM218 156V157H217ZM38 157V158H37ZM42 157V158H41ZM70 157V158H69ZM75 157V158H74ZM78 157V158H77ZM92 157L94 158V160H92ZM169 157V158H167ZM188 157V158H187ZM196 157V158H195ZM201 157V158H200ZM14 159V160H10V159ZM16 158V160H15ZM73 158V159H72ZM89 158V159H88ZM150 158H152L150 160ZM156 158V159H155ZM160 158V159H159ZM184 158V160H183ZM253 158V159H252ZM21 159V160H19ZM36 159V160H35ZM77 159V160H76ZM92 161H91V160ZM98 161H97V160ZM187 159V160H186ZM190 159V160H189ZM194 159V160H192ZM197 159V160H196ZM62 160V162H61ZM82 160V161H81ZM90 160V161H89ZM104 160V161H102ZM144 160V162H143ZM15 161V162H14ZM37 161V162H36ZM39 161V162H38ZM44 161L46 163H44ZM110 161V162H108ZM151 161H154V162H151ZM172 161V162H171ZM177 161V162H175ZM192 161V163H191ZM197 161V162H196ZM199 161V162H198ZM36 162V163H35ZM53 162V163H52ZM61 162V163H60ZM75 162V163H74ZM90 162V164H89ZM98 162V163H97ZM147 162V163H146ZM159 162V163H158ZM168 162V163H167ZM175 162V163H173ZM194 162L196 164H194ZM201 162V163H200ZM28 163V165H27ZM30 163V164H29ZM34 163V164H33ZM38 163V164H37ZM41 165H40V164ZM51 163V164H49ZM67 163V164H66ZM96 163V164H95ZM254 163V164H253ZM263 163V164H262ZM25 164V165H24ZM33 164V165H32ZM50 166H49V165ZM114 164V166H113ZM116 164H117V167H116ZM148 164V165H147ZM177 164H178V167H181L177 170ZM180 164V165H179ZM186 164V165H185ZM188 164V165H187ZM205 164V166H204ZM224 164V165H223ZM254 166H253V165ZM256 164V165H255ZM23 167H22V166ZM40 167H39V166ZM47 165V167H46ZM65 165V166H64ZM70 165V166H69ZM92 165V166H91ZM98 165V166H97ZM101 165H104V170L102 168ZM124 167H123V166ZM133 165V166H132ZM168 165V167H167ZM171 165V166H170ZM191 165V166H190ZM196 165V166H195ZM18 166H21L20 168ZM113 166V167H112ZM127 166V167H126ZM132 166V168L130 167ZM147 168H146V167ZM154 166V167H152ZM184 166V167H183ZM211 166V167H210ZM256 166V167H255ZM38 167V169H37ZM51 167V168H49ZM100 168L99 172H98V168ZM142 167H143V170H142ZM151 167V168H150ZM195 167V168H193ZM199 167V168H198ZM203 167L205 169H203ZM224 167V168H223ZM258 167V168H257ZM36 168V169H35ZM48 168V169H47ZM67 168V170H65ZM95 168H97L96 170H94ZM112 168V169H110ZM123 168L126 170L123 171ZM129 168V169H128ZM155 168H156V171H155ZM168 168V169H167ZM190 168V170H189ZM251 168V169H250ZM23 169V170H22ZM54 169V170H53ZM59 169V171H58ZM107 169V170H106ZM109 169V170H108ZM115 169V170H114ZM131 169V170H130ZM135 169V171H134ZM145 169V170H144ZM182 169V170H181ZM200 169V170H199ZM217 169V170H216ZM260 169V170H259ZM51 170V171H50ZM56 170V171H55ZM62 170V172H60ZM102 170V171H101ZM118 170V171H117ZM130 170V171H128ZM139 170V172H138ZM147 170V171H146ZM150 170V171H148ZM173 173H172V171ZM181 170V171H179ZM189 170V171H188ZM198 170V171H197ZM45 173H43V172ZM53 171V172H52ZM113 171V172H112ZM132 171V172H131ZM144 171V172H143ZM146 171V172H145ZM179 171V172H177ZM193 171V172H192ZM195 171V172H194ZM225 171V172H224ZM258 171V173H257ZM51 172V173H50ZM59 172V173H58ZM96 174L94 175L93 174ZM95 172H98V173H95ZM120 172V173H119ZM128 172V173H127ZM131 172V173H130ZM134 172V173H133ZM150 172V173H149ZM152 172V173H151ZM168 172H171L170 174ZM185 172V173H184ZM189 172V173H187ZM199 175H197L196 174ZM204 172V173H202ZM227 172V173H226ZM232 172V174L230 173ZM49 173V175H48ZM54 173H58L59 175L57 174H54ZM61 173V174H60ZM107 176H106V174ZM113 173V174H111ZM145 173V174H144ZM180 173V174H179ZM194 173V174H193ZM116 174V176H115ZM126 174V175H125ZM128 174L130 176H128ZM141 174V175H140ZM145 177H143L144 175ZM149 174V175H148ZM193 174V175H192ZM44 175V176H43ZM93 175V176H92ZM99 175V177H101L100 179V182H99V177H97ZM118 175H121V176H118ZM123 175V177H122ZM151 175H155V176H151ZM174 175V176H172ZM176 175H179L178 177ZM202 175V176H201ZM209 175V176H207ZM211 175V176H210ZM46 176V177H45ZM50 176V177H48ZM127 177V179H132L133 182H131L130 180H127L125 177ZM141 176V177H140ZM149 178H148V177ZM13 177V178H12ZM10 180L12 181H8L7 183H5L1 188H0V216H2L6 211L7 208H9V206H11V202H13V198H12V192H11V187H12V183L13 180L15 181L16 179V176H12ZM52 177V178H51ZM54 177H58V178H54ZM103 177V178H102ZM105 177V178H104ZM113 179H112V178ZM120 177V178H119ZM132 177V178H130ZM154 177V178H152ZM158 177V179H157ZM182 179H181V178ZM47 178L49 180H47ZM107 178V179H106ZM122 178V179H121ZM202 178V179H201ZM205 180H204V179ZM207 178V179H206ZM51 179V180H50ZM57 179V180H56ZM117 179V180H116ZM163 179V180H162ZM175 179V181H173ZM179 179V180H178ZM181 179V180H180ZM185 179V180H184ZM54 180V181H52ZM111 182H109V181ZM113 180V181H112ZM116 180V181H115ZM127 180V181H126ZM143 180V181H142ZM149 180V181H148ZM167 180L169 182H167ZM200 180H204V182L200 181ZM101 181L103 183H101ZM108 181V182H107ZM118 181H122L121 183H119ZM130 181V182H129ZM152 181V182H151ZM164 181V182H163ZM179 181V182H178ZM182 181V182H181ZM48 182V183H47ZM106 182V185L105 183ZM113 182V183H112ZM146 182V183H145ZM162 182V183H161ZM207 182V183H206ZM50 183V184H49ZM120 184L118 187H116L117 185L116 184ZM124 183V184H123ZM169 183V184H167ZM179 183V184H178ZM189 183V184H188ZM202 183V184H201ZM108 184V185H107ZM110 184V185H109ZM132 189H131V187ZM138 184V185H137ZM144 184V186H142ZM160 184V185H159ZM166 184V185H165ZM172 184V185H171ZM174 184V186H173ZM178 184V185H177ZM181 184V185H180ZM247 184V185H246ZM9 185V186H8ZM104 185V186H103ZM123 185V186H122ZM126 185V186H125ZM137 185V186H136ZM150 185V186H149ZM165 185V186H164ZM168 185V186H167ZM8 186V187H7ZM122 186V187H121ZM155 188H152L154 187ZM194 186V187H193ZM103 187V188H102ZM105 187V188H104ZM107 187V188H106ZM109 187V188H108ZM159 191L161 192H157L158 189ZM172 189H171V188ZM94 188V189H93ZM101 188V189H99ZM114 191H112L111 189ZM131 190H130V189ZM140 188V189H139ZM146 188V189H145ZM148 188V189H147ZM149 188H151L152 190L156 191L155 193L157 194V197H156V194L154 192H152V190ZM163 188V189H162ZM165 188V190H164ZM174 188V190H173ZM189 188V189H188ZM5 189V190H4ZM91 189H93L94 191H92ZM104 189V190H103ZM106 189V190H105ZM120 189V190H119ZM122 189V190H121ZM126 189V190H125ZM156 189V190H155ZM167 189V190H166ZM183 189V190H182ZM187 192V194L184 195V192L185 190ZM4 190V191H3ZM111 190V191H109ZM129 190V191H128ZM136 190V191H135ZM150 191V194L148 195V191L143 193L144 191ZM169 190V191H168ZM181 190V193L179 191ZM190 190V193H188ZM192 190V191H191ZM98 191V192H97ZM107 193H106V192ZM140 191L141 193L139 194ZM143 191V192H142ZM163 191V192H162ZM174 191V193H172ZM177 191V192H176ZM184 191V192H182ZM197 191V192H196ZM252 191V192H251ZM254 191V192H253ZM2 192V193H1ZM91 192V193H90ZM119 192V193H118ZM176 192V194H175ZM179 192V193H178ZM93 193V194H92ZM105 193V194H104ZM127 193V195H126ZM136 193V194H134ZM144 195H143V194ZM154 193V194H152ZM160 193V194H158ZM164 193V194H163ZM172 193V194H171ZM195 193V195H193ZM257 195H256V194ZM119 194V195H118ZM123 195L122 196H120ZM131 194V195H129ZM137 194H139L140 196H138ZM142 194V195H141ZM150 196L149 198L152 197V199L149 200V198H145V197H148ZM192 194V195H191ZM111 195L113 197H111ZM146 195V196H145ZM181 195H183L184 197H182ZM188 198H185L187 197ZM95 196V198H93ZM97 196V197H96ZM100 196V197H99ZM116 196V197H115ZM117 196H119L120 198H117ZM135 196V197H134ZM139 198H138V197ZM143 196V197H141ZM145 196V197H144ZM155 196V197H154ZM160 196L163 198H160ZM193 196V197H192ZM3 197V198H2ZM108 197V198H107ZM134 197V198H132ZM255 197V198H254ZM90 200H88V199ZM91 198V199H90ZM100 198H101V201H100ZM103 198V199H102ZM105 198V199H104ZM110 198V199H109ZM156 198V200H155ZM169 198V199H168ZM107 199H109L107 201ZM114 199V200H113ZM118 199V200H117ZM135 199V200H134ZM95 200L98 202H95ZM112 200V201H111ZM120 200V201H119ZM9 201V202H8ZM34 201V202H33ZM94 201V203H93ZM100 201V203H99ZM102 201H105V203ZM107 201V202H106ZM114 201V202H113ZM124 201V203H123ZM130 201V202H129ZM248 201V202H247ZM87 202H89L87 204ZM113 202V203H112ZM116 202V203H115ZM121 204H119V203ZM141 202V203H140ZM93 203V204H92ZM97 203V204H95ZM110 203V204H109ZM115 203V204H114ZM118 203V204H117ZM251 203V204H250ZM89 204H91L90 206H88ZM107 204V205H106ZM113 204V205H112ZM126 205L124 207V205ZM244 204V206H243ZM109 205V207H107ZM118 205V206H117ZM144 205V206H143ZM148 205V206H146ZM32 206V207H31ZM91 206L93 207L91 209ZM97 206V207H96ZM149 206H152V207H149ZM7 207V208H6ZM36 209H35V208ZM42 207H43V203L41 202V200L39 201H35V200H32L30 202V204L28 205V207L26 208L25 210V215L17 222L15 223L14 226H6V222H4L5 224L1 225L3 226V229H0V236L1 239L0 240V253H6V249H7V252L8 250L10 249L11 251H19L20 252V255H23L26 257V258H23V256L21 257L20 259V264H43L42 263V260H43V257L45 255V252H44V246L47 244L48 240H46L45 237H43V234H42V230L41 229V220H40V212L42 210ZM84 207V208H83ZM88 207V208H87ZM90 207V208H89ZM107 207V208H106ZM135 207V208H134ZM41 208V209H40ZM83 208V209H82ZM96 208H98L99 210L97 211ZM104 208V209H103ZM115 208V209H114ZM120 208V209H119ZM140 208V209H138ZM151 208V209H149ZM158 208V209H157ZM247 208V209H246ZM94 211H91L93 210ZM112 209H114L112 212ZM128 209V210H127ZM133 211H131V210ZM136 209V210H134ZM138 209V210H137ZM85 210V211H83ZM101 210V212H100ZM157 210V211H156ZM163 210V212H162ZM173 210V211H172ZM83 211V212H82ZM90 211V212H88ZM121 211V212H120ZM124 213H123V212ZM131 211V212H130ZM135 211V212H134ZM139 213H138V212ZM159 211V212H158ZM4 212V213H3ZM88 212V213H87ZM97 212V213H95ZM106 212V214L104 215H107V216H102L103 213ZM109 212V213H108ZM112 212V213H110ZM82 213V215H81ZM92 213V214H90ZM117 213V214H116ZM121 213V214H120ZM129 213V214H128ZM131 213V214H130ZM133 213H136V214H133ZM38 214H39V217H38ZM83 214H84V217H83ZM94 214V218L92 215ZM112 214V215H111ZM113 214H116L113 215ZM120 214V216L118 217V215ZM175 214V215H174ZM6 215V214H5ZM87 215H90L87 217ZM127 215V216H126ZM130 215H131V218H130ZM136 216V217H133L132 216ZM157 215H158V218H157ZM259 215V216H258ZM263 215V216H262ZM35 216V217H34ZM75 216V214H74ZM113 216V217H112ZM156 216V217H155ZM161 216V217H160ZM167 216V217H165ZM174 216L176 218H174ZM260 218H258V217ZM38 217V218H37ZM105 217V218H104ZM146 217V218H145ZM257 220L259 221H256V218ZM3 218H6V216L3 215ZM113 218V219H112ZM123 223H121V221ZM130 218V219H129ZM247 218V220H246ZM254 218V219H252ZM263 218V219H261ZM91 219V220H90ZM102 219V220H101ZM105 219V220H104ZM111 219V220H110ZM132 219V220H131ZM240 219V220H239ZM38 220V221H37ZM98 220V221H97ZM100 220V221H99ZM107 220V221H106ZM116 221V223L118 224L119 223V226H117V224L113 221ZM127 220V221H126ZM129 220V221H128ZM140 220V221H139ZM147 220V221H145ZM153 220V221H152ZM231 220V221H230ZM233 220V221H232ZM254 220V222H252ZM127 223H126V222ZM242 221V222H240ZM250 221V222H249ZM261 221V222H260ZM104 222V223H103ZM108 222V224L106 223ZM126 224H125V223ZM239 222V223H237ZM113 223H114V226H113ZM142 223V224H141ZM259 223V224H257ZM22 224V225H21ZM39 224V225H38ZM106 224V225H105ZM145 224V225H144ZM244 224V225H243ZM254 226H253V225ZM18 225V226H17ZM100 225V226H99ZM108 225V226H107ZM112 225V226H111ZM121 225V226H120ZM146 225H147V228H146ZM237 225V226H235ZM97 226V227H96ZM105 226V227H104ZM107 226V227H106ZM242 226V228H241ZM252 226V227H251ZM5 227V228H4ZM19 227V229H18ZM23 227V228H22ZM101 228V229H98V228ZM104 227V229H103ZM109 227V228H108ZM115 227H119V230L118 228H115ZM123 227V228H122ZM125 227V228H124ZM143 227V228H141ZM149 227V228H148ZM245 227V228H244ZM2 228V227H1ZM7 228V229H6ZM12 228V229H11ZM23 230H22V229ZM108 228V229H107ZM112 228L113 230L116 232V230L119 232H117V234L113 231L112 233ZM122 228V229H121ZM128 228V230H127ZM141 228V229H140ZM146 228V229H145ZM250 228V230H249ZM259 228V229H258ZM263 228V230H262ZM103 229V231H102ZM106 229V231H105ZM138 229V230H137ZM143 229V230H142ZM2 230V231H1ZM7 230V231H6ZM15 230V231H13ZM18 230V231H17ZM29 232H28V231ZM35 230V231H34ZM39 230V231H38ZM99 230V231H98ZM108 230V231H107ZM110 230V231H109ZM137 230V231H136ZM236 230V231H235ZM238 230V231H237ZM243 230V231H242ZM245 230V232H244ZM255 230H257L258 232H256ZM261 230V231H260ZM21 231V232H20ZM25 233H23V232ZM27 231V232H26ZM37 231V232H36ZM97 231V232H96ZM102 231V233H101ZM126 231H129L127 232L128 234H125ZM241 231V233L239 232ZM6 232V233H5ZM36 232V233H34ZM92 232V234H91ZM107 232V237H106V234L104 235V233ZM121 232V233H120ZM133 232V233H132ZM236 232V234H235ZM238 232L240 233L239 235ZM244 232V233H243ZM14 233V234H13ZM17 233V234H16ZM29 233V234H28ZM100 233V235H99ZM112 233V234H111ZM115 233V234H114ZM132 233V234H131ZM136 233V234H135ZM256 233V235L254 234ZM258 233V234H257ZM22 234V235H21ZM102 234V235H101ZM108 234H111V236H109ZM114 234V235H113ZM140 234V235H139ZM144 236H141L143 235ZM147 234V235H146ZM245 234V236H244ZM256 238H255V236ZM21 235V236H20ZM113 235V236H112ZM117 235V236H116ZM127 235V237H125ZM136 235V236H134ZM139 235V236H138ZM236 235V236H235ZM258 235V236H257ZM32 236V237H30ZM101 236V237H100ZM106 237V238H103V237ZM109 236V237H108ZM121 236V237H120ZM150 236V237H149ZM254 236V237H252ZM4 237H8L7 239L4 238ZM24 237V238H23ZM39 237V238H38ZM43 237V238H42ZM111 237V238H110ZM115 237V238H114ZM123 237H125V239L123 240ZM143 237V238H142ZM244 237V238H243ZM11 238V239H10ZM14 238V239H12ZM16 238V239H15ZM20 238H23V240L25 241L26 238H27V243L26 241L24 242L22 239L20 240ZM114 238V239H113ZM126 238H127V241H126ZM130 238V239H129ZM31 239H33L31 241ZM132 241H129L128 243V240H131ZM135 239V240H134ZM234 239V240H233ZM244 239V240H243ZM20 240V241H19ZM105 242H104V241ZM116 240V241H115ZM123 243H121L120 241ZM1 241H4V242H1ZM7 241V242H6ZM19 242V243H16V242ZM22 241V243H20ZM36 241V242H35ZM38 241V242H37ZM111 241V242H110ZM123 241H126L125 244ZM234 241V243H233ZM6 242V244H5ZM9 242V243H8ZM12 242V243H11ZM30 242V244H29ZM33 242V243H32ZM107 242V243H106ZM131 242V243H130ZM35 243V244H34ZM41 243V245H39ZM120 243L122 248L118 247L120 246ZM128 243V244H126ZM227 243H230V244H227ZM12 244V246H11ZM15 246H14V245ZM16 244L18 246H16ZM27 244V246H26ZM114 244V245H112ZM135 243H133V246L132 247H136L137 245L134 246ZM31 245V246H30ZM34 245V246H33ZM115 245H118V249L117 247L114 248ZM127 245V246H126ZM8 246H11V247H8ZM26 246V247H25ZM37 246V247H36ZM156 246V247H155ZM230 246V247H229ZM6 249H4V248ZM21 247V248H20ZM31 247V248H29ZM44 247V248H43ZM150 247V248H149ZM216 247V248H215ZM262 247V248H261ZM15 248V249H14ZM19 248V249H18ZM29 248V249H28ZM155 248V249H154ZM163 248V249H162ZM22 249V250H20ZM32 249L34 251H32ZM42 249V250H40ZM116 249V251H115ZM162 249V250H161ZM3 250V251H2ZM31 250V252H30ZM155 250V251H154ZM38 251V252H37ZM31 254H30V253ZM42 254H41V253ZM203 252V253H202ZM155 253V254H154ZM168 253V254H167ZM27 254V255H26ZM29 254V255H28ZM33 254V255H32ZM41 254V255H39ZM117 254V255H116ZM161 254V255H160ZM39 255V256H38ZM29 256V257H28ZM38 258V260L36 261V259L34 257ZM40 257V259H39ZM33 258V259H32ZM42 258V259H41ZM26 259V260H25ZM28 259V261H27ZM32 259V260H30ZM35 259V261H34ZM26 261V262H24ZM32 261V262H31ZM24 262V263H23Z\"/></svg>","mask_w":264,"mask_h":264},{"label":"bare ground","instance_id":"6f19581e","mask_svg":"<svg viewBox=\"0 0 264 264\" xmlns=\"http://www.w3.org/2000/svg\"><path fill=\"white\" fill-rule=\"evenodd\" d=\"M40 1V0H39ZM45 1V0H44ZM56 1V0H55ZM63 1V0H62ZM66 1V0H65ZM70 1V0H69ZM72 1H74V0H72ZM93 1V0H92ZM96 1V0H95ZM103 1V0H102ZM107 1H113V0H107ZM132 1V0H131ZM143 1V0H142ZM145 1V0H144ZM143 1V2H144ZM148 1V0H147ZM152 1H155V0H152ZM152 1H151V3H152ZM169 1H171V0H169ZM168 1V2H169ZM178 1V0H177ZM215 1V0H214ZM236 0H234V2H235ZM36 2V0H0V17H2V18H0L1 19V22H2V25H4V20H8V21H14L15 22V24H13V29L11 30V32L8 34V35H6L7 36V38H5L6 40H5V46L7 47V49L5 50L6 52L7 51H9V53L7 54L6 52H4V53H6L7 54V56H6V54H2V55H4L3 57H1V59H2V62L0 61V63H2V67H0V70H1V68L3 69V73H4V76H5V79L4 80H6V85H8V84H10L11 82H13L14 81V79L16 78V76H18V74L19 73H21L25 78H29V80H30V78L34 75V73H33V71L37 68V64H35V61H36V58H38V56H39V52L40 53H42L44 50L43 49H40L41 51H39V46H41L42 48H47L48 49V47L50 46V44L52 43L51 41H52V30L51 29H54V28H56V27H54V28H51V24L54 22L53 21V19H54V15L55 16H57L58 14H59V12H58V14L56 15L55 14V9L57 8V7H54V5H55V3H53V0H46V2L45 3H43L42 5H44L43 7H42V5H39V7L41 6L42 7V9L40 8L39 10L37 9V8H35L34 7V3ZM59 2V1H58ZM75 2V1H74ZM74 2H71V3H73L74 4ZM77 3H78V1H76ZM75 2V3H76ZM101 2V1H100ZM119 2H120V0H119ZM119 2H117V3H119ZM158 2V3H157ZM165 2H166V0H165ZM165 2H164V4H165ZM168 2H167V4L166 5H168ZM172 2H174V0L172 1ZM180 2V1H179ZM186 2V1H185ZM197 2V1H196ZM196 2H187V3H185V4H180V3H178V2H176V3H178V4H180V5H178V6H180L178 9H177V12H176V18L179 20V21H181L182 23L183 22H188V20H190L191 19V21H193V25H191V26H186L187 27V30H185L186 32H184V33H186V37H188V38H192L193 36H195L196 35V33H198V31H201V29H202V27H203V20L205 19V16H204V12L202 11V8L199 6V4H197ZM200 2V1H199ZM203 2V1H202ZM205 2H207V1H205ZM216 2H217V0H216ZM219 2V4H220V0L218 1ZM241 2V1H240ZM242 2H244V0H242ZM245 2H249V0H247V1H245ZM245 2H244V4H245ZM255 2H256V0H255ZM41 3H42V1H41ZM41 3H39V4H41ZM59 3H61V1L59 2ZM58 3V4H59ZM82 2H80V4H81ZM90 3V2H89ZM88 3V4H89ZM102 3V2H101ZM115 3V2H114ZM133 3V2H132ZM161 4L162 5V1L161 2H159V1H156L155 2V4ZM204 3V2H203ZM202 3V5H205V3L203 4ZM209 3V2H208ZM250 3H251V0H250ZM250 3H248V4H250ZM253 3V2H252ZM251 3V4H252ZM258 3V2H257ZM256 3V4H257ZM37 4H38V2H37ZM37 4H36V6H37ZM57 4V3H56ZM61 4H65V2H63V3H61ZM60 4V5H61ZM82 4H85V1H84V3H82ZM110 4V3H109ZM112 4V3H111ZM110 4V5H111ZM119 4H121L120 5V7H118L119 9H115L116 10V12L118 11V13H117V15L114 17V18H112V19H108L107 18V20H105V21H103L101 24H100V27H101V29H100V31H101V36H103L104 38H113V36H114V34L115 33H117V31L119 30V32H120V29H118V28H120V27H122V25H130L131 27H136L137 29L135 30V31H133V37H134V41H135V46H131L132 48H130L129 47V42H130V40H123V39H120L119 37L118 38H113L112 39V41H113V49H112V47H111V51L110 52H108V54H106V57H104L105 58V60H103V62L104 61H106L107 62V67L105 68V69H101V68H96V67H94V66H96L97 64H95L94 66L92 65V61H90L89 59H88V57H83V58H78L79 60H77L75 63H74V69L76 70V72L78 73V74H81V78L80 79H78V78H73V79H70V80H68L69 81V87H68V89L66 88V89H64V90H58V91H56L54 94H51L50 96V98L46 101V106L48 107V109H49V111H51L53 114H57L59 117H61L63 120H64V122H62V123H65V121H67V123L69 122V121H73V123L74 122H76V121H78L79 120V118L81 117V118H83V120H84V124L82 125V126H80V128H79V131L78 130H76V132L78 131L79 132V134L81 135V139L80 140H82V143H83V145H84V148H85V150L87 151V152H89L90 151V153L92 154V155H98V156H100V157H102L105 161L106 160H110L111 159V162H112V160L114 161L113 163H118V165L119 164H129L130 165V163H132L133 165H137L138 164V162L140 161V158H141V156L143 155V152L145 151L143 148H141V147H135L134 146V143H133V146L135 147L134 149H130V150H127V149H124V148H122V147H120V145H118L117 144V140H116V135H117V133H118V124L116 123V120L117 119H121L124 115V118H126L127 116H126V114H127V110L128 109H126V108H124V107H126L127 106V104H126V89L127 88H129L128 87V85L126 84V83H130V85L129 86H131V85H133V88L135 89V92H136V99H135V101L132 103V105H131V111H133V114L132 115H134V116H138L139 117V115H141L142 113H144L145 111H143L144 110V108L145 107H143V105H146L147 104V102L151 99V95H150V93L151 92H154V91H152V89H154V88H156V87H154L155 86V83L157 82V79H155L153 76H152V74H153V71H154V68H155V66L153 67V66H148L147 68H145L146 69V71H147V74H145V75H142V76H145L144 77V80H142V85L141 86H139V83H138V81L140 80V78L138 79V74H139V70L141 69V68H143L142 66H143V64L141 63V61H140V58L142 57H140L139 58V56H140V54L141 53H143L144 52V50L146 49V47H148V42H150V41H152L153 40V38H155L153 35H152V33H154L153 32V30H152V28L151 29H145V28H143V27H140V30L138 29V27H139V25H142L141 24V22L138 20L137 21V19H134L133 18V15H134V13H136V12H134L133 11V6H129L128 4L126 5V4H123V2L122 3H119ZM118 4V5H119ZM140 4H143V3H141L140 2ZM147 4V3H146ZM145 4V5H146ZM156 4V5H157ZM159 4V5H160ZM173 5H174V3H172ZM207 4V3H206ZM237 4H239V3H237ZM236 4V5H237ZM250 4V5H251ZM256 4H254V5H256ZM259 4H260V1H259ZM258 4V5H259ZM264 4V3H263ZM63 5H61V7L63 6ZM69 5H70V2H69ZM78 5V4H77ZM77 5H75L74 4V6H76V8H77ZM133 5V4H132ZM139 5V4H138ZM137 5V6H138ZM177 5V4H176ZM231 5H232V3H231ZM249 5V6H250ZM67 6V5H66ZM92 6H94V5H92ZM135 6V5H134ZM136 6V7H137ZM141 5H139V7H140ZM152 6H154V4H152ZM169 6H170V4H169ZM167 7V9L168 8H170V7ZM208 6V5H207ZM218 6V5H217ZM225 6V5H224ZM223 6V7H224ZM230 6V5H229ZM246 6V5H245ZM244 6V7H245ZM257 6V5H256ZM38 7V8H39ZM65 7V6H64ZM88 7V6H87ZM105 7V6H104ZM110 7V6H109ZM131 7H132V9H131ZM138 7V8H139ZM142 7H143V5H142ZM146 7H148V6H146ZM174 7V6H173ZM177 7V6H176ZM203 7H205V6H203ZM208 7H211V6H208ZM239 7V6H238ZM242 7V6H241ZM247 7V6H246ZM264 7V6H263ZM33 8H35L36 10H38L37 11V13H34V11H33ZM75 8V7H74ZM82 8V7H81ZM84 8H85V6H84ZM84 8H83V10H84ZM91 8V7H90ZM103 8V7H102ZM102 8H100V6H99V9H102ZM112 8H114V6L112 7ZM150 8V7H149ZM149 8H147V9H149ZM159 8H163V6H161V7H159ZM166 8V7H165ZM228 8V7H227ZM227 8H226V10H227ZM231 8V7H230ZM243 8V7H242ZM259 8L260 9H258V10H261L262 9V7H260L259 6ZM62 9H63V7H62ZM71 9H73V8H71ZM136 9V8H135ZM140 9H143V11H144V8H140ZM158 9V8H157ZM211 9H212V7H211ZM238 9V8H237ZM254 9V8H253ZM41 10V11H40ZM60 10V9H59ZM58 10V11H59ZM65 11L67 10V9H64ZM82 10V9H81ZM82 10V11H83ZM86 10V9H85ZM91 10V9H90ZM89 10V11H90ZM93 10V9H92ZM91 10V11H92ZM95 10V9H94ZM97 10V9H96ZM150 10H152V9H150ZM150 10H148V11H150ZM154 10H155V8H154ZM160 9H158V11H159ZM207 10V9H206ZM213 10V9H212ZM225 10V9H224ZM235 10V9H234ZM243 10H245V9H243ZM263 10H264V8H263ZM62 11V10H61ZM64 11V12H65ZM72 11V10H71ZM112 11V10H111ZM114 11V10H113ZM141 11V10H140ZM166 10L164 9V11L163 12H165ZM170 11V10H169ZM174 11H176V8H175V10ZM228 11V10H227ZM232 11V10H231ZM255 11H256V9H255ZM63 12V13H64ZM79 12V11H78ZM93 12V11H92ZM91 12V13H92ZM102 12H104V10L102 11ZM167 12V11H166ZM212 12V11H211ZM232 12H236V11H232ZM243 12H245V11H243ZM66 13V12H65ZM84 13V12H83ZM159 13V12H158ZM157 13V11H156V14H158ZM161 13V12H160ZM159 13V14H160ZM169 13V12H168ZM174 13V12H173ZM236 13H239V12H236ZM256 13V12H255ZM60 14H62L61 12H60ZM72 14H73V12H72ZM74 14H76V13H74ZM78 14V13H77ZM76 14V15H77ZM114 14H116V13H114ZM139 14V13H138ZM142 14V13H141ZM143 14H144V12H143ZM158 14V15H159ZM167 14V13H166ZM227 14V13H226ZM225 14V15H226ZM233 14V13H232ZM249 14H251V13H249ZM65 15V14H64ZM64 15L62 14V16L64 17ZM68 15H69V12H68ZM76 15H74V16H76ZM82 15V14H81ZM81 15H79V16H81ZM98 15V14H97ZM101 15V14H100ZM99 15V16H100ZM108 15V14H107ZM146 15V14H145ZM168 15H170V13L168 14ZM172 15H175V14H171V16ZM210 15V14H209ZM218 15V14H217ZM237 15V14H236ZM235 15V16H236ZM242 15V14H241ZM246 15H247V13H246ZM61 16V15H60ZM67 16V15H66ZM93 16V15H92ZM112 16V15H111ZM110 16V17H111ZM150 17L149 18H151V15H149ZM161 16V15H160ZM212 16H214V15H212ZM238 16H239V14H238ZM61 18L62 19V21L64 22V20L63 19H65V17L64 18ZM77 17H78V15H77ZM82 17H86V16H82ZM101 17H102V15H101ZM106 17V16H105ZM109 17V18H110ZM159 17V16H158ZM166 17H168L167 15H166ZM170 17V16H169ZM209 17V16H208ZM218 17V16H217ZM217 17H215V18H217ZM220 17V16H219ZM242 17H244V16H242ZM242 17H240L239 16V18H241L242 19ZM249 17V16H248ZM258 17H260V16H258ZM56 18V17H55ZM57 18H58V16H57ZM69 18V17H68ZM96 18H97V16H96ZM146 18V17H145ZM149 18H147V19H149ZM162 18H165L164 16H161V18L159 17L158 19H159V21H160V19H162ZM173 18H175V17H173ZM226 18V17H225ZM233 18V17H232ZM247 18V17H246ZM60 19V20H61ZM73 19V18H72ZM84 19V18H83ZM82 19V20H83ZM86 19V18H85ZM84 19V20H85ZM101 19V18H100ZM157 19V18H156ZM168 19V18H167ZM170 19V18H169ZM221 19V18H220ZM237 19H238V17H237ZM58 20V19H57ZM69 20H70V18H69ZM75 21H77L76 19H74ZM224 20V19H223ZM230 20H231V18H230ZM232 20H235L234 18L232 19ZM56 21V20H55ZM61 21V22H62ZM67 21V20H66ZM74 21V22H75ZM93 21V20H92ZM94 21H95V18H94ZM94 21H93V23H94ZM101 21V20H100ZM145 21H146V19H145ZM157 21V20H156ZM172 21V20H171ZM215 21H216V19H215ZM217 21H219V20H217ZM227 21V20H226ZM247 21H248V19H247ZM69 22V21H68ZM71 22V21H70ZM162 22V21H161ZM160 22V23H161ZM165 22H167L166 21V18H165ZM175 22H176V20H175ZM225 22V21H224ZM233 21H231V22H228V23H232ZM256 22V21H255ZM8 23V22H7ZM6 23V24H7ZM10 23V22H9ZM57 23H58V21H57ZM77 23V22H76ZM78 23H80V22H78ZM77 23V24H78ZM90 23H92V22H90ZM99 23V22H98ZM144 23H146V22H144ZM150 23H151V21H150ZM168 23V22H167ZM176 23H178V21L176 22ZM181 23V24H182ZM214 23V22H213ZM212 23V24H213ZM217 23V22H216ZM223 23V22H222ZM234 23V22H233ZM247 23V22H246ZM59 24H60V22H59ZM64 24H66V22H64ZM76 24V25H77ZM159 24V23H158ZM157 24V25H158ZM163 25H165L164 24V21H163V23H162ZM208 24H209V22H208ZM226 24V23H225ZM241 24V23H240ZM248 24V23H247ZM53 25H56V24H54L53 23ZM61 25H63V24H61ZM75 25V24H74ZM79 25V24H78ZM82 25H85V24H82ZM87 25H89V24H87ZM144 25V24H143ZM147 25V24H146ZM160 25V24H159ZM172 25V24H171ZM182 25H184V24H182ZM188 25H189V23H188ZM211 25V24H210ZM217 25V24H216ZM60 26V25H59ZM72 26V25H71ZM152 26V25H151ZM150 26V27H151ZM212 26V25H211ZM226 26V25H225ZM224 26V27H225ZM234 26H235V24H234ZM245 26V25H244ZM258 26H259V23H258ZM263 26V25H262ZM0 27H3V26H0ZM58 27V26H57ZM67 27H69L68 28V31H69V29H70V26H67ZM74 27H78V26H74ZM80 27V26H79ZM84 27V26H83ZM88 27V26H87ZM90 27V26H89ZM152 27H154V26H152ZM161 27V26H160ZM180 27V26H179ZM182 27V26H181ZM184 27V26H183ZM232 27V26H231ZM230 27V28H231ZM236 27V26H235ZM5 28V30L7 29L6 27H4ZM10 28H12L11 26H10ZM59 28V27H58ZM61 28V27H60ZM66 28V27H65ZM75 28V29H76ZM81 28V27H80ZM85 28V27H84ZM97 28H99V27H95V29H97ZM128 28V27H127ZM126 28V29H127ZM173 28H175V27H173ZM205 28V27H204ZM222 28V27H221ZM225 28H227V27H225ZM238 28V27H237ZM261 28V27H260ZM79 29V28H78ZM82 29V28H81ZM81 29H79V30H81ZM91 29V28H90ZM95 29H93V31L95 30ZM123 29V28H122ZM157 29H159V27L157 28ZM168 29V28H167ZM177 29H179V28H177ZM182 29V28H181ZM232 29V28H231ZM263 29V28H262ZM3 30V29H2ZM8 30V29H7ZM55 30V29H54ZM57 30H59V29H57ZM71 30V29H70ZM73 30V29H72ZM71 30V31H72ZM78 30V33H80V31ZM84 30V29H83ZM83 30H81V32L83 31ZM124 30V29H123ZM154 30H156V29H154ZM205 30V29H204ZM203 30V31H204ZM222 30V29H221ZM223 30H226V29H223ZM222 30V31H223ZM66 31V30H65ZM68 31L66 32L67 34H68ZM74 31V30H73ZM72 31V32H73ZM126 31V30H125ZM160 31L162 32V29L160 28ZM164 31V30H163ZM175 31V30H174ZM183 31H184V29H183ZM245 31V30H244ZM8 32V31H7ZM63 32V31H62ZM75 32H77V31H75ZM85 32H86V30H85ZM85 32H83V34L85 33ZM92 32V31H91ZM95 32H96V30H95ZM95 32H93L94 34H95ZM165 32V31H164ZM179 32V31H178ZM202 32V31H201ZM76 34V35H78V37L76 36V39L78 38L79 39V34ZM123 33V32H122ZM168 33V32H167ZM167 33H165V34H167ZM182 33V32H181ZM180 33V34H181ZM203 33V32H202ZM220 33H222L223 34V32H220ZM219 33V34H220ZM233 33V32H232ZM239 33V32H238ZM245 33L246 32H243L242 34H244V36H245ZM2 34V33H1ZM7 34V33H6ZM70 34H71V32H70ZM69 34V35H70ZM74 34V32L72 33V35ZM80 34H82V33H80ZM82 34V36H84ZM99 34V33H98ZM126 34H128V33H126ZM125 34V37H127V35ZM154 34H156V33H154ZM161 34H163V32L161 33ZM178 34V33H177ZM183 34V33H182ZM214 34V33H213ZM222 34L220 35L221 37H222ZM234 34V33H233ZM54 35V34H53ZM60 35V34H59ZM59 35H58V37H59ZM92 35V34H91ZM100 35V34H99ZM99 35H98V37H99ZM118 35V34H117ZM132 35V34H131ZM216 35V34H215ZM225 35H227V33L225 34ZM230 35V34H229ZM228 35V37L230 38V36ZM63 36V35H62ZM74 36H75V34H74ZM96 37H97V35H95ZM122 36V35H121ZM180 36V35H179ZM57 37V36H56ZM65 37H67L66 35H65ZM81 37V36H80ZM89 37V36H88ZM96 37H95V40H96ZM102 37V38H103ZM125 37L123 36V38L125 39ZM162 37V36H161ZM160 37V38H161ZM165 37V36H164ZM185 37V36H184ZM202 37V36H201ZM204 37V36H203ZM202 37V38H203ZM220 37V38H221ZM241 37V39L243 38L242 36H240ZM257 37V36H256ZM1 38H4V37H2V35H1ZM55 38V37H54ZM53 38V39H54ZM82 38V37H81ZM81 38L79 39V40H81ZM223 38V37H222ZM222 38H221V40H222ZM229 38H227V39H229ZM235 38V37H234ZM239 38V37H238ZM65 40H68L69 39V37H68V39H66V38H64ZM84 39H86L85 37H84ZM92 38H90V40H91ZM101 39V38H100ZM156 39H157V35H156ZM167 39V38H166ZM171 39V38H170ZM201 39V38H200ZM218 39H219V37H218ZM223 39H226V36H225V38H223ZM240 39V38H239ZM1 40H3V39H1ZM63 40V39H62ZM72 40V39H71ZM74 40L75 39H73V42H74ZM78 40V41H79ZM83 40V39H82ZM89 40V44H90V41ZM97 40H99L98 38H97ZM103 40V39H102ZM108 40V39H107ZM164 40V39H163ZM173 40H176L175 39V37L173 38ZM180 40V39H179ZM184 40V39H183ZM192 40V39H191ZM214 40V39H213ZM235 40V39H234ZM243 40V43H244V40H246V38H244V39H242ZM242 40H240V41H242ZM57 41V40H56ZM64 41V40H63ZM62 41V42H63ZM93 41V40H92ZM158 41H159V38H158ZM169 41V40H168ZM216 40H214V42H215ZM219 41V40H218ZM218 41H217V44H218ZM230 42L232 41L231 40V38H230V40H229ZM236 41V40H235ZM234 41V42H235ZM66 42V41H65ZM72 42V41H71ZM76 42V41H75ZM85 42V41H84ZM88 42V41H87ZM100 42V41H99ZM163 42H166L167 43V41H163ZM176 42V41H175ZM189 42V41H188ZM212 42V41H211ZM233 42V43H234ZM258 42V41H257ZM82 43V42H81ZM92 43V42H91ZM103 43V42H102ZM105 43V42H104ZM219 43H220V41H219ZM222 43H224V42H222ZM221 43V44H222ZM236 43H237V41H236ZM238 43H240V42H238ZM238 43H237V46H238ZM242 43V44H243ZM245 43H246V41H245ZM60 44V43H59ZM58 44V45H59ZM67 44V43H66ZM70 44V43H69ZM76 44H78V42L76 43ZM106 45H108L107 44V42L105 43ZM105 44H103L104 46H105ZM112 44V43H111ZM164 44V43H163ZM173 44V43H172ZM209 44H210V42H209ZM220 44V45H221ZM228 44V46L229 47H227V45H226V43H225V47H227L228 49H226V50H224L223 51V53L220 55V59L223 61V63L225 62H228V61H230V59H231V56H232V52H233V50L236 48L234 45H232V44H229V43H227ZM258 44V43H257ZM55 46L57 45V44H54ZM53 45V48H55V46ZM62 45V44H61ZM71 45V44H70ZM70 45H67V46H70ZM79 45V44H78ZM77 45V46H78ZM84 45V44H83ZM85 45H87L86 44V42H85ZM110 45V44H109ZM167 45H169V44H167ZM177 45V44H176ZM186 45H187V42H186ZM185 45V46H186ZM196 45V44H195ZM213 45V44H212ZM259 45V44H258ZM64 46V45H63ZM164 46V45H163ZM163 46L161 47V48H163ZM175 46V45H174ZM198 46V45H197ZM201 49L203 50V51H207L208 52V44H207V42H202L201 43ZM215 46V45H214ZM223 46V45H222ZM242 46V45H241ZM246 45H244V46H242V47H245ZM1 47H2V45H1ZM51 47H52V45H51ZM51 47H49L50 49H51ZM66 47V46H65ZM72 47H73V44H72ZM80 47V46H79ZM92 47H93V45H92ZM94 47H96L95 45H94ZM100 48L101 47H103V46H99ZM169 47V46H168ZM173 47V46H172ZM177 47V46H176ZM181 48L183 47V45L182 46H180ZM192 47H194V45L192 46ZM211 47V46H210ZM224 47V46H223ZM239 47H240V45H239ZM247 47V46H246ZM251 47V46H250ZM59 48H61V46L59 47ZM77 48V47H76ZM97 48V47H96ZM104 48H106V47H104ZM108 48V47H107ZM110 48V47H109ZM174 49H177V48H175V47H173ZM179 48V47H178ZM190 48H191V46H190ZM196 48V47H195ZM212 48V47H211ZM213 48H215V47H213ZM220 48V47H219ZM230 48H231V51H230ZM248 48V47H247ZM3 49V48H2ZM56 49H57V46H56ZM69 49V48H68ZM84 49V48H83ZM102 49V48H101ZM152 49V48H151ZM186 49H188V48H186ZM193 49V48H192ZM223 49H225V48H223ZM236 49H238V48H236ZM4 50V49H3ZM64 50H65V48H64ZM72 50V49H71ZM78 50V48L76 49V51ZM108 50V49H107ZM222 50V49H221ZM244 50V49H243ZM46 51V50H45ZM44 51V52H45ZM48 51V50H47ZM57 51V50H56ZM81 51V50H80ZM80 51H79V53H80ZM85 51L87 52V50L85 49ZM90 51H91V49H90ZM90 51H89V53H90ZM98 51V50H97ZM105 51V50H104ZM160 51V50H159ZM164 51V50H163ZM178 51V50H177ZM185 51V50H184ZM199 51H200V49H199ZM238 51H239V49H238ZM1 52V51H0ZM43 52V53H44ZM49 52V51H48ZM47 52V53H48ZM54 52V51H53ZM60 52H62V51H60ZM66 52V51H65ZM64 52V53H65ZM71 52V51H70ZM91 52H93V51H91ZM100 52V51H99ZM170 52V51H169ZM169 52H168V54H169ZM176 52V51H175ZM180 52V51H179ZM246 52H247V50H246ZM63 53V54H64ZM105 53H106V51H105ZM147 53V52H146ZM163 53H165V52H163ZM185 53L187 54V52L185 51ZM184 53V54H185ZM241 53H243L242 52V50H241ZM59 54V53H58ZM75 54H77V53H75ZM94 54V53H93ZM100 54V53H99ZM143 54H145V53H143ZM151 54H154V53H151ZM161 54H162V52H161ZM206 54V53H205ZM244 54H245V52H244ZM1 55V56H2ZM42 55H44V54H42ZM49 55V54H48ZM57 55V54H56ZM66 56L65 57H67L68 55L67 54H65ZM74 55V54H73ZM80 55V54H79ZM85 55V54H84ZM91 55V54H90ZM164 55V54H163ZM171 55V54H170ZM262 55V54H261ZM46 56V55H45ZM51 56V55H50ZM50 56L48 57V58H50ZM55 56V55H54ZM70 56V55H69ZM144 56V55H143ZM150 56H152V55H150ZM165 56V55H164ZM180 56V55H179ZM206 56V55H205ZM44 57V56H43ZM47 57V56H46ZM45 57V58H46ZM57 57V56H56ZM92 57V56H91ZM95 56H93L92 58H94ZM162 57V56H161ZM255 57V56H254ZM45 58H43V59H45ZM74 58V57H73ZM72 58V59H73ZM104 58H101L100 57V59H104ZM152 58V57H151ZM184 58V57H183ZM56 59V58H55ZM95 59V58H94ZM93 59V60H94ZM179 59V58H178ZM185 59V58H184ZM51 59H49V60H46V62L48 61H50ZM53 60V59H52ZM57 60V59H56ZM63 60H65V58L63 59ZM69 60H71V59H69ZM92 60V59H91ZM122 60H123V62H122ZM168 60V59H167ZM166 60V57H165V61H167ZM39 61H41V59L39 60ZM38 61V59H37V63L39 62ZM72 61V60H71ZM71 61H69L70 63H71ZM97 61V60H96ZM100 61H102V60H100ZM100 61H98V65L101 63ZM176 61H178V60H176ZM181 61H182V58H181ZM55 62V61H54ZM63 62V61H62ZM68 62V61H67ZM68 62V63H69ZM102 62V63H103ZM120 62H122L121 64H120ZM152 62H154V61H152ZM221 62V61H220ZM44 63H45V60H44ZM60 63V62H59ZM69 63V64H70ZM96 63V62H95ZM168 63H169V61H168ZM178 63L180 64V62L178 61ZM232 63V62H231ZM39 64H41L40 62H39ZM52 64H54V63H52ZM56 64V63H55ZM64 64V63H63ZM68 64V65H69ZM182 64H183V62H182ZM184 64H186V63H184ZM183 64V65H184ZM200 64V63H199ZM198 64V65H199ZM211 64V63H210ZM228 64V63H227ZM239 64V63H238ZM241 64V63H240ZM264 64V63H263ZM58 65H62V64H58ZM104 65H105V63H104ZM151 65V64H150ZM156 65V64H155ZM220 65V64H219ZM42 66V65H41ZM47 66H48V64H47ZM52 66V65H51ZM164 66H166V65H164ZM163 66V67H164ZM168 66V65H167ZM187 66V65H186ZM196 66V65H195ZM227 66V65H226ZM229 66V65H228ZM40 67V66H39ZM46 67V66H45ZM58 67H60V66H58ZM97 67H100V66H97ZM202 67V66H201ZM213 67V66H212ZM42 68V67H41ZM44 68V67H43ZM42 68V69H43ZM47 68V67H46ZM48 68H50L51 69V67H50V64H49V67ZM63 68V67H62ZM69 68H71V67H69ZM178 68V67H177ZM181 69H182V67H180ZM186 68H188V67H186ZM186 68H183V69H186ZM196 68H198V67H196ZM205 68V67H204ZM203 68V69H204ZM233 68H234V66H233ZM242 68H244V67H242ZM241 68V69H242ZM45 69V68H44ZM50 69H48V70H50ZM57 69V68H56ZM65 69V68H64ZM72 69V68H71ZM206 69V68H205ZM262 69V68H261ZM40 70V69H39ZM48 70L46 71V72H48ZM164 70H165V68H164ZM179 70V69H178ZM187 70V69H186ZM218 70V69H217ZM224 70H225V68H224ZM138 71V72H137ZM168 71V70H167ZM188 71H189V68H188ZM203 71V70H202ZM244 71V70H243ZM38 72V71H37ZM37 72H35L36 74H37ZM41 72V71H40ZM69 72V71H68ZM138 74H137V73ZM150 72V73H149ZM201 72V71H200ZM204 72H205V70H204ZM226 72V71H225ZM231 72V71H230ZM239 72V71H238ZM245 72H246V69H245ZM254 72V71H253ZM39 73V72H38ZM43 73H45V72H43ZM43 73H41V76H42V74ZM49 73V72H48ZM50 73H53L54 74V72H50ZM56 73H58L57 72V70H56V72H55V78H56ZM66 73V72H65ZM69 73H71V72H69ZM120 74V75H122L123 77H127L126 79H124V81L126 80V81H128V82H126L125 84H123V85H127V87L125 88V89H122L121 87V89L120 88H117V90H115V88H113L114 90H115V95L114 96H112V98H113V101H114V103L112 102V104L111 103H107V105L105 106V108H102L101 106H100V104H99V93H100V89H101V87H102V85H100L101 83H103L104 82V77L105 76H110L111 78H112V75H114V74ZM158 73H159V71H158ZM163 73H164V71H163ZM167 73V72H166ZM177 73H180V70H179V72H176V74ZM206 73V72H205ZM221 73V72H220ZM233 73V72H232ZM64 74V73H63ZM62 74V75H63ZM157 74V73H156ZM155 74V75H156ZM174 74V73H173ZM176 74H175V76H176ZM181 74H183V73H181ZM190 74V73H189ZM192 74H195V73H192ZM216 74V73H215ZM236 74V73H235ZM239 74H241L240 72H239ZM248 74V73H247ZM37 75H39V74H37ZM47 75L48 74H46V76L45 77H47ZM59 75V74H58ZM57 75V76H58ZM61 75V77H63ZM66 76L65 77H67L68 76V74H65ZM77 75V74H76ZM162 75V74H161ZM171 75H172V73H171ZM180 75V74H179ZM184 75V74H183ZM191 75V74H190ZM189 75V76H190ZM197 75H199V74H197ZM197 75H196V77H197ZM208 75V74H207ZM211 75V74H210ZM226 75V74H225ZM40 76V75H39ZM38 76V77H39ZM48 76H50V75H48ZM78 76V75H77ZM117 76V77H116ZM121 76V77H122ZM160 76V75H159ZM166 76H167V74H166ZM165 76V77H166ZM173 76V75H172ZM188 76V75H187ZM191 76H193V75H191ZM190 76V77H191ZM214 76H216V75H214ZM220 76H221V74H220ZM229 76V75H228ZM259 76V75H258ZM44 77V78H45ZM115 77L116 78H118V75H115ZM186 77V76H185ZM193 77H195V76H193ZM196 77H195V79H196ZM203 77V76H202ZM210 77V76H209ZM241 77V76H240ZM239 77V79H242V77L240 78ZM245 77H247V75L245 76ZM40 78V77H39ZM43 78V79H44ZM54 78V77H53ZM53 78H52V80H53ZM60 78V77H59ZM58 78V79H59ZM68 78V77H67ZM114 78V77H113ZM120 78V77H119ZM158 79L160 78V77H157ZM176 78H178V77H175V80H176ZM192 78V77H191ZM190 78V79H191ZM204 78V77H203ZM202 78V79H203ZM207 78V77H206ZM204 79V80H208V79ZM211 78V77H210ZM209 78V79H210ZM221 78H222V76H221ZM224 78H225V76H224ZM233 78V77H232ZM234 78H236V77H234ZM233 78V79H234ZM251 78V77H250ZM49 79H50V77H49ZM65 79V78H64ZM115 79V78H114ZM120 79H122V78H120ZM181 79V78H180ZM183 79H185V78H183ZM193 79V78H192ZM195 79L193 80L194 82H195ZM213 79V78H212ZM216 79V78H215ZM1 80V79H0ZM24 80H26V79H24ZM40 80V79H39ZM111 80V79H110ZM109 80V81H110ZM113 80V79H112ZM119 80V79H118ZM164 80V79H163ZM166 80V79H165ZM169 80H170V78H169ZM198 80H200V78H198ZM197 80V81H198ZM217 81H218V79H216ZM235 80V79H234ZM246 80V79H245ZM262 80V79H261ZM3 81V80H2ZM34 81V80H33ZM36 81V80H35ZM34 81V82H35ZM182 81H184V80H182ZM202 81V83L201 84H205V83H203L204 81L203 80H201ZM210 81V80H209ZM230 81V80H229ZM243 81V80H242ZM39 82V81H38ZM37 82V83H38ZM59 82V81H58ZM58 82H55V85H56V83H58ZM117 82V81H116ZM119 82V81H118ZM117 82V83H118ZM121 82V81H120ZM119 82V83H120ZM123 82V81H122ZM160 82H162V81H160ZM166 82H168V78H167V81ZM178 82V81H177ZM177 82H175V84H177ZM184 82H186V81H184ZM190 81H187V84L189 83ZM192 82V81H191ZM193 82V83H194ZM200 82V81H199ZM241 82V81H240ZM260 82V81H259ZM262 82V81H261ZM1 83V82H0ZM29 83V82H28ZM31 83V82H30ZM36 83V84H37ZM41 83V82H40ZM47 84H48V82H46ZM111 83H113V81L111 82ZM110 83V84H111ZM118 83V84H119ZM164 83H165V81H164ZM198 82H196V84H197ZM210 83V82H209ZM208 83V84H209ZM212 83V82H211ZM210 83V84H211ZM225 83V82H224ZM238 83V82H237ZM245 83H246V81H245ZM244 83V84H245ZM253 83V82H252ZM22 84H24L23 82H22ZM39 84V83H38ZM51 84V82L49 81V85ZM114 84V83H113ZM121 84V83H120ZM120 84H119V86H120ZM141 84V83H140ZM162 84V83H161ZM186 84V83H185ZM198 84H200V83H198ZM197 84V85H198ZM200 84V85H201ZM213 84V83H212ZM215 84H216V82H215ZM242 84V83H241ZM262 84H263V82H262ZM1 85V84H0ZM6 85H5V88H6ZM31 85V84H30ZM32 85H34L33 83H32ZM46 85V84H45ZM104 85V84H103ZM115 85H117L116 83H115ZM158 85V84H157ZM170 85V84H169ZM189 85V84H188ZM12 87H13V85H11ZM10 86V87H11ZM23 86V85H22ZM27 86V85H26ZM36 85H34L33 86V89L35 90V87ZM38 86V85H37ZM162 86H163V84H162ZM166 86V85H165ZM177 86V85H176ZM191 86H192V84H191ZM194 86H195V84H194ZM215 86V85H214ZM217 86V85H216ZM223 86V85H222ZM238 86V85H237ZM241 86V85H240ZM247 86V85H246ZM16 87V86H15ZM39 87H40V84H39ZM51 87V86H50ZM58 87V86H57ZM59 87H60V89H61V86L59 85ZM58 87V88H59ZM112 87V86H111ZM113 87H115V86H113ZM118 87V86H117ZM125 87V86H124ZM154 87V88H153ZM159 87V86H158ZM164 87V86H163ZM163 87H161V88H163ZM200 87V86H199ZM203 87V86H202ZM213 87V86H212ZM218 87H219V85H218ZM239 87V86H238ZM47 88V87H46ZM132 88V87H131ZM167 88V87H166ZM178 88H179V90H183V88H180L179 86H178ZM185 88V87H184ZM194 89H196L197 88V86H196V88L195 87H193ZM3 89H4V87H3ZM9 89V88H8ZM11 89V88H10ZM19 88H17V90H18ZM28 89H29V87H28ZM37 89V88H36ZM104 89H106V88H104ZM111 89V88H110ZM169 89V88H168ZM168 89H167V91H168ZM175 89V88H174ZM187 89V88H186ZM191 89V88H190ZM204 89H206V88H204ZM207 89H209V88H207ZM206 89V90H207ZM213 89V88H212ZM244 89V88H243ZM249 88H247V90H248ZM256 89V88H255ZM32 90V89H31ZM33 90V91H34ZM49 90H52V89H49ZM56 90V89H55ZM102 90H103V88H102ZM128 90V89H127ZM132 90V89H131ZM156 90V89H155ZM165 90V89H164ZM170 90L172 91L173 89L172 88H170ZM169 90V91H170ZM188 90V89H187ZM186 90V91H187ZM205 90V91H206ZM215 90V89H214ZM220 90V89H219ZM232 90V89H231ZM234 90H235V88H234ZM13 91V90H12ZM35 91H37L38 92V90H35ZM34 91V92H35ZM44 91V90H43ZM42 91V92H43ZM128 91H130V89L128 90ZM133 92L132 93H134V90H132ZM159 91V90H158ZM176 92H177V90H175ZM174 91V92H175ZM190 91V90H189ZM195 91V90H194ZM196 91H198V89H196ZM200 91V90H199ZM213 91V90H212ZM211 91V92H212ZM251 91V90H250ZM260 91V90H259ZM258 91V92H259ZM19 92V91H18ZM49 92V91H48ZM53 92H54V90H53ZM173 92V91H172ZM181 92H184V91H181ZM180 92V93H181ZM11 93H14V91L13 92H11ZM24 93H26V92H24ZM29 93V92H28ZM102 93V92H101ZM105 93V92H104ZM155 93V92H154ZM154 93H152V94H154ZM162 93V92H161ZM206 93V92H205ZM248 93V92H247ZM20 94V93H19ZM30 94V93H29ZM50 94V93H49ZM107 94L108 95H112L111 94V92H108V90H107ZM106 94V95H107ZM128 94H130V93H128ZM158 94V93H157ZM156 94V95H157ZM163 94V93H162ZM171 93H169V95H170ZM173 94H176L177 95V93H173ZM183 94V93H182ZM238 94V93H237ZM256 95H257V92L255 93ZM254 94V95H255ZM259 94V93H258ZM26 95V94H25ZM34 95H36L35 93H34ZM39 95H40V93H39ZM38 95V96H39ZM44 95H46V94H44ZM48 95V94H47ZM164 96H165V94H163ZM186 95V94H185ZM190 95H191V93H190ZM202 95V94H201ZM12 96V95H11ZM15 96H16V94H15ZM18 96V95H17ZM27 96H28V94H27ZM129 96V95H128ZM127 96V97H128ZM164 96H163V98H164ZM173 96V95H172ZM179 96V95H178ZM177 96V97H178ZM184 96V95H183ZM192 96H194V95H192ZM225 96H227V95H225ZM231 96V95H230ZM247 96V95H246ZM36 97V96H35ZM35 97H34V99H35ZM40 97L41 96H39V98L38 99H40ZM47 97V96H46ZM102 97V96H101ZM134 97V96H133ZM174 97V96H173ZM181 97H182V95H181ZM201 97V96H200ZM23 98H25V97H23ZM30 98V97H29ZM42 98H43V96H42ZM108 98V97H107ZM111 98V97H110ZM128 98H130V97H128ZM155 98H156V96H155ZM162 98V97H161ZM162 98V99H163ZM166 99L168 98V97H165ZM164 98V99H165ZM183 99H184V97H182ZM225 98V97H224ZM12 99H14V98H12ZM28 99V98H27ZM26 99V100H27ZM47 99V98H46ZM45 99V100H46ZM101 99V98H100ZM109 99V98H108ZM132 99V98H131ZM169 99V98H168ZM172 99V97L170 98V100ZM178 99H181V98H178ZM192 99V98H191ZM198 99V98H197ZM218 99H219V96H218ZM217 99V100H218ZM226 99V98H225ZM244 99V98H243ZM246 99V98H245ZM250 99H252L251 97H250ZM249 98H248V101L250 100ZM16 100V99H15ZM20 100H23V99H20ZM41 100V99H40ZM158 100V99H157ZM160 100V99H159ZM158 100V101H159ZM170 100H167V101H169V103H171L170 102ZM175 100H177V99H175ZM194 100H196V99H194ZM204 100V99H203ZM18 101V99L16 100V102ZM33 100H31V102H32ZM102 101V100H101ZM100 101V102H101ZM108 101V100H107ZM156 101V100H155ZM172 102L174 101V99L173 100H171ZM181 101H184V100H181ZM215 101H216V99H215ZM229 101V100H228ZM232 101V100H231ZM243 101V100H242ZM21 102V101H20ZM34 102V101H33ZM32 102V103H33ZM35 102H37V101H35ZM43 102V101H42ZM157 102V101H156ZM164 102H166V100L164 101ZM164 102H163V104H164ZM178 102H179V100H178ZM177 102V104L176 105H178L179 103ZM200 102H202V100L200 101ZM239 102H241V101H239ZM245 102V101H244ZM166 103H168V102H166ZM165 103V104H166ZM168 103V104H169ZM174 103H176L175 101H174ZM191 107H193V108H195V109H197V107H198V102H192L191 100H188V102H187ZM225 103V102H224ZM231 103V102H230ZM236 103V102H235ZM235 103H233V104H235ZM246 103V102H245ZM245 103H243V104H245ZM21 104H22V102H21ZM30 104V103H29ZM34 104V103H33ZM125 104H126V106H125ZM156 104V103H155ZM158 104V103H157ZM159 104H160V101H159ZM159 104H158V108H159ZM226 104V103H225ZM229 104V103H228ZM16 105V104H15ZM23 105V104H22ZM21 105V106H22ZM41 105H43V103L41 104ZM103 105V104H102ZM151 105V104H150ZM149 105V106H150ZM12 106V105H11ZM20 105L18 106V108L19 107H21ZM28 106V105H27ZM27 106H25V107H27ZM128 106H130V105H128ZM148 106V107H149ZM168 106V105H167ZM180 105H178V106H176V107H179ZM184 106V105H183ZM226 106V105H225ZM147 107V108H148ZM157 107V106H156ZM156 107H154V109H152V110H154V111H156L155 110V108ZM171 107V106H170ZM175 107V106H174ZM187 107V106H186ZM215 107V106H214ZM244 107V106H243ZM169 108V107H168ZM199 108H200V106H199ZM231 108H233V107H231ZM235 108V107H234ZM240 108H242V107H240ZM10 109V108H9ZM8 109V110H9ZM37 109H38V107H37ZM157 109V108H156ZM161 109V108H160ZM160 109H157L158 111L160 110ZM177 109L178 108H176V115L178 114V112L179 111H177ZM184 109H185V107H184ZM203 110H204V108H202ZM14 110V109H13ZM21 110H22V108H21ZM148 110V109H147ZM171 110V109H170ZM169 110V111H170ZM172 110H173V107H172ZM179 110V109H178ZM190 110H192V109H190ZM34 111V110H33ZM39 111V110H38ZM43 111H45L44 109H43ZM150 111V110H149ZM157 111V112H158ZM165 111V110H164ZM167 111V110H166ZM168 111V112H169ZM175 111H174V113H175ZM181 111V110H180ZM214 111V110H213ZM224 111V110H223ZM234 111V109L231 111V112H233ZM7 112V111H6ZM9 112H10V110H9ZM35 112V111H34ZM156 112V113H157ZM193 112V111H192ZM217 112V111H216ZM225 112V111H224ZM15 113V112H14ZM40 113H41V111H40ZM44 112H42V114H43ZM151 113H152V111H151ZM150 113V114H151ZM159 113V112H158ZM186 113H187V111H186ZM185 113V114H186ZM235 113V112H234ZM36 114V113H35ZM46 114V113H45ZM147 114V113H146ZM164 114V113H163ZM172 115H173V113H171ZM188 114V113H187ZM199 114V113H198ZM216 114V113H215ZM231 114V113H230ZM11 115V114H10ZM15 115H16V113H15ZM144 115V114H143ZM152 115H154V114H152ZM151 115V116H152ZM162 115V114H161ZM167 115V114H166ZM227 115H229V114H227ZM241 115H243V114H241ZM5 116V115H4ZM46 116V115H45ZM48 116V115H47ZM133 116V117H134ZM147 116V115H146ZM158 116V115H157ZM170 116V115H169ZM174 116V115H173ZM186 116V115H185ZM193 116V115H192ZM206 116H208V115H206ZM218 116V115H217ZM40 117H41V114H40ZM52 117V116H51ZM59 117H57V118H59ZM132 117V116H131ZM143 117V116H142ZM152 117H154V116H152ZM151 117V118H152ZM159 117V116H158ZM166 117V116H165ZM175 117V116H174ZM173 117V118H174ZM179 117V116H178ZM209 117V116H208ZM222 117H223V115H222ZM241 117V116H240ZM244 117V116H243ZM1 118V117H0ZM12 118H14V117H12ZM34 118V117H33ZM36 118V117H35ZM46 118H48V117H46ZM57 118H54V119H56L55 121H57ZM156 118V117H155ZM160 118V117H159ZM161 118H162V116H161ZM189 118V117H188ZM192 118V117H191ZM202 118H203V116H202ZM10 119V118H9ZM76 119H78V120H76ZM127 119H128V117H127ZM139 119H141V116H140V118ZM146 119V118H145ZM147 119H148V116H147ZM146 119V120H147ZM171 119V118H170ZM184 119H186V118H183V120ZM204 119V118H203ZM243 119H245V118H243ZM1 120V119H0ZM12 120V119H11ZM76 120V121H75ZM131 120V119H130ZM136 120H138V119H136ZM152 120H154V119H152ZM151 119H150V122L152 121ZM155 120H157V119H155ZM160 120H162V119H160ZM166 120V119H165ZM183 120H181V121H183ZM219 120V119H218ZM235 120V119H234ZM239 120V119H238ZM2 121V120H1ZM37 121V120H36ZM44 121V120H43ZM53 121V120H52ZM59 121H62V120H60L59 119ZM120 121V120H119ZM133 121V120H132ZM135 121V120H134ZM139 121V120H138ZM142 121V120H141ZM168 121V120H167ZM171 121V120H170ZM169 121V122H170ZM242 121V120H241ZM4 122V121H3ZM80 122V121H79ZM149 121H148V123H150ZM162 122H164V121H162ZM168 122V123H169ZM173 122V119H172V121H171V123ZM191 122V121H190ZM194 124H195V122H194V120L192 121ZM191 122V123H192ZM5 123V122H4ZM12 123L14 124V121H12ZM44 123V122H43ZM43 123H41V124H43ZM54 123V122H53ZM52 123V124H53ZM70 123V122H69ZM78 123V122H77ZM139 123V122H138ZM137 123V124H138ZM168 123H167V125H168ZM182 123V122H181ZM188 123V122H187ZM201 123V122H200ZM234 123V122H233ZM236 123H238V122H236ZM8 124V123H7ZM47 124V123H46ZM59 124V123H58ZM80 124V123H79ZM128 124H130V123H128ZM136 124V123H135ZM151 124H154V122H152ZM158 124V123H157ZM162 124V123H161ZM186 124V123H185ZM198 124V123H197ZM243 124H245V123H243ZM3 125V124H2ZM2 125H0V126H2ZM32 125V124H31ZM45 125V124H44ZM62 125V124H61ZM67 125V124H66ZM147 125V124H146ZM201 125H203V123H201ZM212 125V124H211ZM26 126V125H25ZM47 127H48V124L46 125ZM71 126V125H70ZM69 126V127H70ZM76 126V125H75ZM75 126H72V128L73 127H75ZM131 126H132V124H131ZM141 126H142V124H141ZM156 126V125H155ZM188 126V125H187ZM197 126V125H196ZM246 126V125H245ZM11 127V126H10ZM32 127H34V126H32ZM45 127V126H44ZM58 127H60V126H58ZM120 127V126H119ZM129 127V126H128ZM135 126H133V128H134ZM149 127H151V125L149 126ZM149 127H147L146 129H148ZM174 127V126H173ZM172 127V128H173ZM203 127V126H202ZM234 127V126H233ZM6 128V127H5ZM8 128V127H7ZM17 128V127H16ZM28 128V127H27ZM50 128H51V130H53L52 129V127L50 126ZM71 128V129H72ZM121 128V127H120ZM125 128V127H124ZM143 128H144V126H143ZM152 128H155V127H152ZM151 128V129H152ZM162 127H160V129H161ZM169 128V127H168ZM175 128V127H174ZM174 128H173V130H174ZM189 128V127H188ZM219 128V127H218ZM29 129V128H28ZM74 129H76V127L74 128ZM145 129V128H144ZM143 129V130H144ZM156 129V128H155ZM154 129V130H155ZM167 129V128H166ZM165 129V130H166ZM187 129V128H186ZM237 129V128H236ZM239 129H240V127H239ZM239 129L237 130V131H239ZM243 130H245L244 128H242ZM45 130V129H44ZM60 130H62V129H60ZM68 130V129H67ZM130 130V129H129ZM149 130V129H148ZM171 130V129H170ZM168 131V132H172V131ZM190 130V129H189ZM195 130V129H194ZM200 130V129H199ZM209 130V129H208ZM9 131V130H8ZM12 131V130H11ZM10 131V132H11ZM23 131H24V129H23ZM29 131V130H28ZM31 131V130H30ZM40 131V130H39ZM50 130H48V133L45 135V137H44V140L41 142V145L40 146H42L41 148H40V150H39V146L37 147V145H38V143H37V145H36V147L38 148V149H35V152L36 153H38L39 154V152H41L42 153V155L45 157L44 159H47V161L48 160H53V159H55V157H58L60 154H59V150L60 149H66L67 147H69V149H68V152L67 153H74V151H75V149H74V146L75 145H73V144H70L71 142H73V141H71L69 138L67 139L66 137H64V136H66V135H61L62 133H60V135L58 134V130H57V128L55 129V130H53V131H51V132H49ZM126 131H128V129L126 130ZM133 131V130H132ZM135 131H138V130H135ZM147 130H145L144 132H146ZM151 131V130H150ZM156 131V130H155ZM158 131V130H157ZM161 131H162V129H161ZM178 131V130H177ZM176 131V132H177ZM179 131H181L182 132V130H181V127L179 128ZM187 130H185V132H186ZM197 131V130H196ZM46 132V131H45ZM74 132V131H73ZM128 132H130V131H128ZM148 132V131H147ZM188 132V131H187ZM194 132V131H193ZM210 132V131H209ZM223 132V131H222ZM240 132V131H239ZM242 132V131H241ZM20 133V132H19ZM22 133V132H21ZM68 133V132H67ZM125 134H128V133H126V132H124ZM132 133V132H131ZM139 133H141V132H139ZM143 133V132H142ZM150 133V132H149ZM165 133H167V132H165ZM164 133V134H165ZM175 133V132H174ZM211 133V132H210ZM235 133H237V132H235ZM27 134H30V132L29 133H27ZM34 134V133H33ZM42 134V133H41ZM65 134V133H64ZM71 134V133H70ZM72 134H75V133H72ZM71 134V135H72ZM181 133H179L178 135H180ZM190 134V133H189ZM197 134V133H196ZM199 134V133H198ZM9 135H10V133H9ZM12 135H13V133H12ZM39 135V134H38ZM121 135V134H120ZM123 135V134H122ZM129 135H131V134H129ZM133 135V134H132ZM131 135V136H132ZM135 135V137H136V134H134ZM146 135H147V133H146ZM152 135H154V134H152ZM152 135H150L149 134V136H152ZM156 135H157V133H156ZM158 135H159V133H158ZM172 135H173V133H172ZM200 135H201V133H200ZM241 135H243V133L241 134ZM250 135V134H249ZM257 135V134H256ZM23 136V135H22ZM25 136V135H24ZM23 136V137H24ZM27 136V135H26ZM33 136V135H32ZM43 136H44V134H43ZM127 137H128V135H126ZM130 136V138H133V137H131ZM162 136V135H161ZM166 136H168V133L166 134ZM170 136V135H169ZM183 136V135H182ZM189 136V135H188ZM233 136V135H232ZM20 137V136H19ZM35 137V136H34ZM69 137V136H68ZM73 137V136H72ZM77 137H78V135H77ZM119 137V136H118ZM126 137V138H127ZM135 137H134V139H135ZM138 137V136H137ZM140 137V136H139ZM157 137V136H156ZM163 137H164V135H163ZM177 137V136H176ZM175 137V138H176ZM191 137V136H190ZM196 137H197V135H196ZM199 137V136H198ZM216 137H217V135H216ZM236 137H238L239 138V136H236ZM236 137H235V139H236ZM260 137V136H259ZM15 138H17V136L15 137ZM28 138V137H27ZM30 138V137H29ZM36 138V137H35ZM151 138H154V137H151ZM161 138V137H160ZM166 138V137H165ZM178 138V137H177ZM176 138V139H177ZM187 138H189V137H187ZM210 138H211V136H210ZM230 138V137H229ZM19 139V138H18ZM21 139V138H20ZM20 139H19V141H20ZM74 139H75V137H74ZM78 139V138H77ZM100 139H102V143H103V145L102 146H100V145H98V143H97V145H98V148H97V145H96V147H94V148H96L95 150L93 149V147L91 148L90 147V145L92 144V142L95 144L96 143V141H100ZM123 139V138H122ZM142 139H145V138H142ZM155 140H156V138H154ZM225 139V138H224ZM232 139V138H231ZM230 139V140H231ZM10 140H11V138H10ZM38 140V139H37ZM125 140V139H124ZM138 140V139H137ZM137 140H134V142L135 141H137ZM140 140V139H139ZM154 140V141H155ZM164 140H166V139H164ZM179 140H181V139H179ZM188 141H189V139H187ZM201 140V139H200ZM241 140V139H240ZM245 140V139H244ZM18 141V140H17ZM25 141V140H24ZM34 141H36V139L34 140ZM75 141V140H74ZM119 141V140H118ZM162 141V140H161ZM22 143H23V141H21ZM21 142H18L19 144H21ZM37 142V141H36ZM35 142V143H36ZM78 142H79V139H78ZM77 142V143H78ZM127 142V141H126ZM130 142V141H129ZM144 142V141H143ZM142 142V143H143ZM167 142H169V141H167ZM181 142V141H180ZM201 142V141H200ZM230 142V141H229ZM245 142V141H244ZM17 143V142H16ZM81 143V142H80ZM81 143V144H82ZM119 143V142H118ZM132 143V142H131ZM138 143V142H137ZM152 143H154V142H152ZM176 143V142H175ZM182 143V142H181ZM188 143V142H187ZM197 143V142H196ZM247 143V142H246ZM255 143V142H254ZM18 144V145H19ZM24 144V143H23ZM23 144H21V145H23ZM99 144H101V141L99 142ZM121 144H122V142H121ZM125 144H127V143H125ZM144 144V143H143ZM148 144H150V142L148 143ZM164 144H165V141H164ZM214 144V143H213ZM219 144V143H218ZM237 144V143H236ZM248 144V143H247ZM79 145V144H78ZM130 145V144H129ZM136 145V144H135ZM139 145H141L140 144V141H139ZM153 145V144H152ZM170 145H171V143H170ZM175 145H177V144H175ZM188 145V144H187ZM259 145V144H258ZM81 146V145H80ZM100 146V147H99ZM125 146V145H124ZM145 146V145H144ZM181 146V145H180ZM195 146H196V144H195ZM211 146V145H210ZM244 146V145H243ZM260 146V145H259ZM9 147H10V141H9V138H8V132H6V130L5 129H3L2 127H0V188L5 184V183H7L8 181H9V179L14 175V176H16V180L14 181L13 180V182H11L12 183V187H11V192H12V198H13V202H11V206H9V208H7L6 209V211H4L3 213V215L4 216H6V218H3V215L2 216H0V229H3V226H1V225H3V224H5L4 222H6L7 224H6V226H14L15 225V223H17L24 215H25V210H26V208L28 207V205L30 204V202L32 201V200H35V201H39V200H41V202L43 203V207H42V210H41V212H40V220H41V229L40 230H42V234H43V237H45L46 238V240H48V242H47V244L43 247L44 248V252H45V255H44V257L41 255V254H39V255H41L42 257H43V260H42V263L43 264H51V262L53 261V260H55L56 259V256L57 255H63L64 257H66V258H68V259H70V260H72V259H75V260H77V261H79V264H92V261L94 260V258H95V256H96V254L99 252V248H98V243L100 242V239H98V242H95V241H93V240H91V236H90V230H91V228H90V226L92 225L91 224V222L88 220L89 218H91V216L90 215H87V217L88 216H90L89 218H86V219H80V220H78V219H76L75 217H76V215L78 214V210H80L81 211V209H79V207L81 206V205H83V202L86 200V197H87V195H89L88 194V189H89V187H99L100 186V184L99 183H95L94 181H92V179L89 177V175H91V174H89V172H90V169H89V167L88 166H86V165H84V164H82L81 162L80 163H75L74 165H73V163H71V165H72V167L69 169V170H67V168L65 169V170H67V173L65 174V175H62V176H60V178L57 180V181H55L54 183H53V186H52V188H48V189H46V188H43V186L40 184V182H39V178H38V175L36 174V172H35V170L32 168V166H25L24 167V171L23 172H19L17 169H16V166H14L16 163H14V165H12L11 163H10V161H8V159L6 160V158H5V153L7 152V150L9 149ZM18 147V146H17ZM23 147H25V146H23ZM27 147H28V143H27ZM76 147V146H75ZM83 147V146H82ZM127 147H129V146H127ZM183 147V146H182ZM203 147V146H202ZM208 148H209V146H207ZM20 148H22V146H20L19 147V149ZM35 148V147H34ZM126 148V147H125ZM130 148V147H129ZM132 148V147H131ZM229 148V147H228ZM80 149V148H79ZM177 149V148H176ZM196 149H198L197 147H196ZM226 149H227V147H226ZM240 149V148H239ZM161 150H162V152L161 153H163V150H166V148H165V146H163L162 148H161ZM171 151L173 150V149H170ZM169 150V151H170ZM178 150V149H177ZM190 150V149H189ZM230 150V149H229ZM247 150L249 151V149L247 148ZM15 151V150H14ZM13 151V152H14ZM19 151V150H18ZM67 151V150H66ZM168 151V152H169ZM175 151V150H174ZM210 151V150H209ZM232 151H234V150H232ZM247 151V152H248ZM259 151V150H258ZM167 152V151H166ZM167 152V153H168ZM177 152V151H176ZM180 152V151H179ZM178 152V153H179ZM186 152V151H185ZM190 152V151H189ZM199 152V151H198ZM211 152H213V151H211ZM243 152V151H242ZM16 153H18V152H16ZM19 153H21V152H19ZM33 153V152H32ZM76 153H78L77 152V150H76ZM149 153V152H148ZM164 153H165V151H164ZM187 153V152H186ZM192 153H194V152H192ZM225 153V152H224ZM244 153V152H243ZM243 153H242V155H243ZM59 154V155H58ZM223 154V153H222ZM245 154V153H244ZM16 155V154H15ZM31 155V154H30ZM58 155V156H57ZM71 155V154H70ZM70 155H68V156H70ZM145 155V154H144ZM148 155V154H147ZM150 155H151V153H150ZM161 155V154H160ZM172 155H173V153H172ZM178 155V154H177ZM219 155V154H218ZM224 155V154H223ZM222 155V156H223ZM249 154H246V156H248ZM28 156V155H27ZM74 156V155H73ZM79 156V155H78ZM152 156V155H151ZM169 156H171V155H169ZM174 156V155H173ZM195 156V155H194ZM199 156H201L202 157V155L201 154H199ZM198 156V157H199ZM12 157H13V155H12ZM16 157V156H15ZM33 157V156H32ZM89 157H90V155H89ZM172 157V156H171ZM176 158H177V156H175ZM184 157V156H183ZM200 157V158H201ZM206 157H207V155H206ZM211 157V156H210ZM218 157V156H217ZM224 157H225V155H224ZM249 157V156H248ZM248 157H247V159H248ZM33 158H35V157H33ZM38 158V157H37ZM42 158V157H41ZM70 158V157H69ZM75 158V157H74ZM78 158V157H77ZM91 158V157H90ZM167 158H169V157H167ZM188 158V157H187ZM196 158V157H195ZM245 158V157H244ZM10 159V158H9ZM73 159V158H72ZM89 159V158H88ZM152 158H150V160H151ZM156 159V158H155ZM160 159V158H159ZM170 159V158H169ZM204 158L202 157L201 158V160H203ZM253 159V158H252ZM10 160H14V159H10ZM15 160H16V158H15ZM19 160H21V159H19ZM36 160V159H35ZM77 160V159H76ZM91 160V159H90ZM89 160V161H90ZM92 160H94V158L92 157ZM91 160V161H92ZM97 160V159H96ZM104 160H102V161H104ZM183 160H184V158H183ZM187 160V159H186ZM190 160V159H189ZM192 160H194V159H192ZM197 160V159H196ZM82 161V160H81ZM95 161V160H94ZM98 161V160H97ZM195 161V160H194ZM15 162V161H14ZM37 162V161H36ZM35 162V163H36ZM39 162V161H38ZM61 162H62V160H61ZM60 162V163H61ZM96 162V161H95ZM108 162H110V161H108ZM143 162H144V160H143ZM151 162H154V161H151ZM172 162V161H171ZM175 162H177V161H175ZM175 162H173V163H175ZM197 162V161H196ZM199 162V161H198ZM44 163H46L45 161H44ZM53 163V162H52ZM98 163V162H97ZM147 163V162H146ZM159 163V162H158ZM168 163V162H167ZM191 163H192V161H191ZM201 163V162H200ZM223 163V162H222ZM30 164V163H29ZM34 164V163H33ZM32 164V165H33ZM38 164V163H37ZM40 164V163H39ZM49 164H51V163H49ZM48 164V165H49ZM67 164V163H66ZM89 164H90V162H89ZM96 164V163H95ZM193 164V163H192ZM194 164H196L195 162H194ZM254 164V163H253ZM252 164V165H253ZM263 164V163H262ZM25 165V164H24ZM27 165H28V163H27ZM41 165V164H40ZM122 165V166H123ZM132 165V166H133ZM148 165V164H147ZM180 165V164H179ZM186 165V164H185ZM188 165V164H187ZM224 165V164H223ZM256 165V164H255ZM22 166V165H21ZM21 166H18L19 168L21 167ZM39 166V165H38ZM50 166V165H49ZM65 166V165H64ZM70 166V165H69ZM92 166V165H91ZM98 166V165H97ZM102 166V168L104 167V165H101ZM113 166H114V164H113ZM112 166V167H113ZM132 166L130 167V168H132ZM171 166V165H170ZM191 166V165H190ZM196 166V165H195ZM204 166H205V164H204ZM254 166V165H253ZM23 167V166H22ZM40 167V166H39ZM46 167H47V165H46ZM116 167H117V164H116ZM118 167H120V165L118 166ZM117 167V168H118ZM124 167V166H123ZM127 167V166H126ZM146 167V166H145ZM152 167H154V166H152ZM167 167H168V165H167ZM184 167V166H183ZM211 167V166H210ZM256 167V166H255ZM49 168H51V167H49ZM98 168V167H97ZM97 168H95L94 170H96ZM147 168V167H146ZM151 168V167H150ZM179 168H181V167H178V164H177V170L179 169ZM193 168H195V167H193ZM199 168V167H198ZM224 168V167H223ZM258 168V167H257ZM36 169V168H35ZM37 169H38V167H37ZM48 169V168H47ZM110 169H112V168H110ZM126 169V168H125ZM124 168H123V171L125 170ZM129 169V168H128ZM168 169V168H167ZM203 169H205L204 167H203ZM251 169V168H250ZM23 170V169H22ZM54 170V169H53ZM98 170V172H99V170H100V168H98L97 169ZM103 170H104V168H103ZM107 170V169H106ZM109 170V169H108ZM113 170V169H112ZM115 170V169H114ZM127 170V169H126ZM125 170V171H126ZM131 170V169H130ZM130 170H128V171H130ZM142 170H143V167H142ZM145 170V169H144ZM182 170V169H181ZM181 170H179V171H181ZM189 170H190V168H189ZM188 170V171H189ZM200 170V169H199ZM217 170V169H216ZM260 170V169H259ZM51 171V170H50ZM56 171V170H55ZM58 171H59V169H58ZM102 171V170H101ZM118 171V170H117ZM124 171V172H125ZM134 171H135V169H134ZM147 171V170H146ZM145 171V172H146ZM148 171H150V170H148ZM155 171H156V168H155ZM172 171V170H171ZM179 171H177V172H179ZM198 171V170H197ZM43 172V171H42ZM45 172H47V171H45ZM45 172H43V173H45ZM53 172V171H52ZM60 172H62V170L60 171ZM98 172H95V173H98ZM113 172V171H112ZM132 172V171H131ZM130 172V173H131ZM138 172H139V170H138ZM144 172V171H143ZM193 172V171H192ZM195 172V171H194ZM225 172V171H224ZM234 172V171H233ZM252 172V171H251ZM51 173V172H50ZM59 173V172H58ZM58 173H54V174H57V175H59ZM100 173V172H99ZM120 173V172H119ZM126 173V172H125ZM128 173V172H127ZM134 173V172H133ZM150 173V172H149ZM152 173V172H151ZM169 174L171 173V172H168ZM172 173H173V171H172ZM185 173V172H184ZM187 173H189V172H187ZM202 173H204V172H202ZM227 173V172H226ZM231 174H232V172H230ZM257 173H258V171H257ZM46 174V173H45ZM61 174V173H60ZM93 174H94V172H93ZM106 174V173H105ZM111 174H113V173H111ZM145 174V173H144ZM143 174V175H144ZM180 174V173H179ZM194 174V173H193ZM192 174V175H193ZM196 174H197V172H196ZM48 175H49V173H48ZM94 175H96V174H94ZM126 175V174H125ZM141 175V174H140ZM149 175V174H148ZM198 175V174H197ZM233 175V174H232ZM44 176V175H43ZM93 176V175H92ZM106 176H107V174H106ZM115 176H116V174H115ZM118 176H121V175H118ZM128 176H130L129 174H128ZM128 176H126L125 178L127 179V177ZM151 176H155V175H151ZM172 176H174V175H172ZM177 177L179 176V175H176ZM199 176V175H198ZM202 176V175H201ZM207 176H209V175H207ZM211 176V175H210ZM46 177V176H45ZM48 177H50V176H48ZM97 177H99V175L97 176ZM122 177H123V175H122ZM141 177V176H140ZM143 177H145V175L143 176ZM148 177V176H147ZM13 178V177H12ZM52 178V177H51ZM54 178H58V177H54ZM103 178V177H102ZM105 178V177H104ZM112 178V177H111ZM120 178V177H119ZM130 178H132V177H130ZM146 178V177H145ZM149 178V177H148ZM152 178H154V177H152ZM181 178V177H180ZM183 178V177H182ZM181 178V179H182ZM100 179H101V177H99V182H100ZM107 179V178H106ZM113 179V178H112ZM122 179V178H121ZM147 179V178H146ZM157 179H158V177H157ZM180 179V180H181ZM202 179V178H201ZM204 179V178H203ZM207 179V178H206ZM47 180H49L48 178H47ZM51 180V179H50ZM117 180V179H116ZM115 180V181H116ZM127 180H130V179H127ZM126 180V181H127ZM132 180V179H131ZM130 180V181H131ZM163 180V179H162ZM179 180V179H178ZM185 180V179H184ZM205 180V179H204ZM204 180H200V181H202V182H204ZM10 181H12V180H10ZM9 181V182H10ZM52 181H54V180H52ZM109 181V180H108ZM107 181V182H108ZM113 181V180H112ZM129 181V182H130ZM143 181V180H142ZM149 181V180H148ZM170 181V180H169ZM168 180H167V182H169ZM173 181H175V179L173 180ZM109 182H111V181H109ZM119 183H121L120 181H118ZM131 182H133V180L131 181ZM152 182V181H151ZM164 182V181H163ZM176 182V181H175ZM179 182V181H178ZM182 182V181H181ZM48 183V182H47ZM101 183H103L102 181H101ZM105 183V185H106V182H104ZM113 183V182H112ZM146 183V182H145ZM162 183V182H161ZM207 183V182H206ZM50 184V183H49ZM122 184V183H121ZM124 184V183H123ZM133 184H134V182H133ZM167 184H169V183H167ZM179 184V183H178ZM177 184V185H178ZM189 184V183H188ZM202 184V183H201ZM108 185V184H107ZM110 185V184H109ZM117 186L116 187H118L120 184H116ZM138 185V184H137ZM136 185V186H137ZM160 185V184H159ZM166 185V184H165ZM164 185V186H165ZM172 185V184H171ZM181 185V184H180ZM247 185V184H246ZM9 186V185H8ZM7 186V187H8ZM104 186V185H103ZM123 186V185H122ZM121 186V187H122ZM126 186V185H125ZM129 186H130V184H129ZM142 186H144V184L142 185ZM150 186V185H149ZM168 186V185H167ZM173 186H174V184H173ZM101 187V186H100ZM120 187V186H119ZM131 187V186H130ZM194 187V186H193ZM93 188V189H94ZM103 188V187H102ZM105 188V187H104ZM107 188V187H106ZM109 188V187H108ZM152 188H155V186L154 187H152ZM157 188V187H156ZM171 188V187H170ZM93 189H91L92 191H94ZM99 189H101V188H99ZM111 189V188H110ZM130 189V188H129ZM131 189H132V187H131ZM130 189V190H131ZM140 189V188H139ZM146 189V188H145ZM148 189V188H147ZM151 188H149V190H150ZM158 189V188H157ZM160 189V188H159ZM159 189H158V191L157 192H160L159 191ZM163 189V188H162ZM172 189V188H171ZM189 189V188H188ZM5 190V189H4ZM3 190V191H4ZM104 190V189H103ZM106 190V189H105ZM112 190V189H111ZM111 190H109V191H111ZM120 190V189H119ZM122 190V189H121ZM126 190V189H125ZM152 190V189H151ZM156 190V189H155ZM164 190H165V188H164ZM167 190V189H166ZM173 190H174V188H173ZM183 190V189H182ZM185 190V189H184ZM187 190V189H186ZM186 190H185V192L184 191H182V192H184V195L185 194H187V192H186ZM89 191H90V189H89ZM113 191V190H112ZM115 191V190H114ZM113 191V192H114ZM129 191V190H128ZM136 191V190H135ZM148 190H146V191H142L143 193H145V192H147ZM169 191V190H168ZM179 191V190H178ZM189 192L188 193H190V190H188ZM192 191V190H191ZM98 192V191H97ZM106 192V191H105ZM139 192V194L141 193L140 191H138ZM152 192H156V191H154V190H152ZM163 192V191H162ZM177 192V191H176ZM176 192H175V194H176ZM180 193H181V190L179 191ZM178 192V193H179ZM197 192V191H196ZM252 192V191H251ZM254 192V191H253ZM2 193V192H1ZM91 193V192H90ZM107 193V192H106ZM119 193V192H118ZM142 193V194H143ZM148 193V195L150 194V191H148L147 192ZM154 193H152V194H154ZM161 193V192H160ZM160 193H158V194H160ZM172 193H174V191L172 192ZM171 193V194H172ZM261 193V192H260ZM93 194V193H92ZM105 194V193H104ZM134 194H136V193H134ZM139 194H137L138 196H140ZM141 194V195H142ZM156 194V193H155ZM164 194V193H163ZM256 194V193H255ZM119 195V194H118ZM126 195H127V193H126ZM129 195H131V194H129ZM144 195V194H143ZM147 195V194H146ZM145 195V196H146ZM147 195V196H148ZM187 195H189V194H187ZM186 195V196H187ZM192 195V194H191ZM193 195H195V193L193 194ZM257 195V194H256ZM114 196V195H113ZM112 195H111V197H113ZM120 196H122L123 197V195H121L120 194ZM137 196V197H138ZM144 196V197H145ZM151 196V195H150ZM150 196H148V197H145V198H149ZM182 197H184L183 195H181ZM97 197V196H96ZM100 197V196H99ZM116 197V196H115ZM135 197V196H134ZM134 197H132V198H134ZM141 197H143V196H141ZM155 197V196H154ZM156 197H157V194H156ZM193 197V196H192ZM3 198V197H2ZM93 198H95V196L93 197ZM108 198V197H107ZM117 198H120L119 196H117ZM139 198V197H138ZM158 198V197H157ZM160 198H163V196L161 197L160 196ZM185 198H188V196L187 197H185ZM255 198V197H254ZM258 198H259V195H258ZM88 199V198H87ZM91 199V198H90ZM103 199V198H102ZM105 199V198H104ZM110 199V198H109ZM109 199H107V201L109 200ZM150 199H152V197L151 198H149V200ZM169 199V198H168ZM89 200V199H88ZM114 200V199H113ZM118 200V199H117ZM135 200V199H134ZM152 200H154V199H152ZM155 200H156V198H155ZM90 201V200H89ZM100 201H101V198H100ZM100 201H99V203H100ZM106 201V202H107ZM112 201V200H111ZM120 201V200H119ZM9 202V201H8ZM34 202V201H33ZM86 202V201H85ZM95 202H97L96 200H95ZM105 203V201H102V203ZM114 202V201H113ZM112 202V203H113ZM130 202V201H129ZM248 202V201H247ZM89 202H87V204H88ZM93 203H94V201H93ZM92 203V204H93ZM98 203V202H97ZM97 203H95V204H97ZM116 203V202H115ZM114 203V204H115ZM119 203V202H118ZM117 203V204H118ZM123 203H124V201H123ZM141 203V202H140ZM86 203H84V205H85ZM101 204V203H100ZM110 204V203H109ZM119 204H121V203H119ZM251 204V203H250ZM83 205V206H84ZM91 204H89L88 206H90ZM107 205V204H106ZM113 205V204H112ZM124 205V204H123ZM255 205V204H254ZM118 206V205H117ZM126 205H124V207H125ZM144 206V205H143ZM146 206H148V205H146ZM243 206H244V204H243ZM32 207V206H31ZM97 207V206H96ZM107 207H109V205L107 206ZM106 207V208H107ZM149 207H152V206H149ZM35 208V207H34ZM84 208V207H83ZM82 208V209H83ZM88 208V207H87ZM90 208V207H89ZM93 207L91 206V209H92ZM135 208V207H134ZM152 208H154V207H152ZM36 209V208H35ZM41 209V208H40ZM104 209V208H103ZM115 209V208H114ZM114 209H112V212H114L113 210ZM120 209V208H119ZM138 209H140V208H138ZM137 209V210H138ZM149 209H151V208H149ZM158 209V208H157ZM247 209V208H246ZM96 210L98 211L99 209L98 208H96ZM128 210V209H127ZM131 210V209H130ZM134 210H136V209H134ZM141 210V209H140ZM83 211H85V210H83ZM82 211V212H83ZM91 211H94V209L93 210H91ZM132 211V210H131ZM130 211V212H131ZM142 211V210H141ZM157 211V210H156ZM173 211V210H172ZM88 212H90V211H88ZM87 212V213H88ZM100 212H101V210H100ZM112 212H110V213H112ZM121 212V211H120ZM123 212V211H122ZM133 212V211H132ZM135 212V211H134ZM138 212V211H137ZM159 212V211H158ZM162 212H163V210H162ZM95 213H97V212H95ZM109 213V212H108ZM124 213V212H123ZM139 213V212H138ZM6 214V215H5ZM74 214H75V216H74ZM90 214H92V213H90ZM104 214H106V212H104L103 213V215L102 216H107V215H104ZM117 214V213H116ZM116 214H113V215H115L116 216ZM121 214V213H120ZM120 214L118 215V217L120 216ZM129 214V213H128ZM131 214V213H130ZM133 214H136V213H133ZM81 215H82V213H81ZM112 215V214H111ZM175 215V214H174ZM93 217H94V214L92 215ZM127 216V215H126ZM259 216V215H258ZM257 216V217H258ZM263 216V215H262ZM35 217V216H34ZM38 217H39V214H38ZM37 217V218H38ZM83 217H84V214H83ZM113 217V216H112ZM133 217H136V216H132V218ZM156 217V216H155ZM161 217V216H160ZM165 217H167V216H165ZM94 218H96V217H94ZM105 218V217H104ZM130 218H131V215H130ZM129 218V219H130ZM146 218V217H145ZM157 218H158V215H157ZM174 218H176L175 216H174ZM256 218V217H255ZM259 218V217H258ZM264 218V217H263ZM263 218H261V219H263ZM113 219V218H112ZM252 219H254V218H252ZM260 219V218H259ZM91 220V219H90ZM102 220V219H101ZM105 220V219H104ZM111 220V219H110ZM119 220H120V218H119ZM132 220V219H131ZM240 220V219H239ZM246 220H247V218H246ZM264 220V219H263ZM38 221V220H37ZM98 221V220H97ZM100 221V220H99ZM107 221V220H106ZM113 221V220H112ZM121 221V220H120ZM123 221V220H122ZM121 221V223H123ZM127 221V220H126ZM125 221V222H126ZM129 221V220H128ZM140 221V220H139ZM145 221H147V220H145ZM153 221V220H152ZM231 221V220H230ZM233 221V220H232ZM256 221H259V220H257V218H256ZM113 222H115L116 223V221H113ZM124 222V223H125ZM240 222H242V221H240ZM250 222V221H249ZM252 222H254V220L252 221ZM261 222V221H260ZM104 223V222H103ZM107 224H108V222H106ZM119 223L120 222H118V224H117V226H119ZM127 223V222H126ZM125 223V224H126ZM237 223H239V222H237ZM243 223V222H242ZM142 224V223H141ZM257 224H259V223H257ZM22 225V224H21ZM39 225V224H38ZM106 225V224H105ZM145 225V224H144ZM244 225V224H243ZM253 225V224H252ZM18 226V225H17ZM100 226V225H99ZM108 226V225H107ZM106 226V227H107ZM112 226V225H111ZM113 226H114V223H113ZM121 226V225H120ZM235 226H237V225H235ZM254 226V225H253ZM2 227V228H1ZM97 227V226H96ZM105 227V226H104ZM104 227H103V229H104ZM238 227V226H237ZM252 227V226H251ZM5 228V227H4ZM23 228V227H22ZM21 228V229H22ZM109 228V227H108ZM107 228V229H108ZM115 228H118V230H119V227H115ZM123 228V227H122ZM121 228V229H122ZM125 228V227H124ZM141 228H143V227H141ZM140 228V229H141ZM146 228H147V225H146ZM145 228V229H146ZM149 228V227H148ZM241 228H242V226H241ZM245 228V227H244ZM7 229V228H6ZM12 229V228H11ZM18 229H19V227H18ZM98 229H101L100 227L98 228ZM103 229H102V231H103ZM243 229V228H242ZM259 229V228H258ZM23 230V229H22ZM92 230H93V228H92ZM127 230H128V228H127ZM138 230V229H137ZM136 230V231H137ZM143 230V229H142ZM249 230H250V228H249ZM262 230H263V228H262ZM2 231V230H1ZM7 231V230H6ZM13 231H15V230H13ZM18 231V230H17ZM28 231V230H27ZM26 231V232H27ZM35 231V230H34ZM39 231V230H38ZM94 231V230H93ZM99 231V230H98ZM102 231H101V233H102ZM105 231H106V229H105ZM108 231V230H107ZM110 231V230H109ZM112 233H113V228H112ZM236 231V230H235ZM238 231V230H237ZM243 231V230H242ZM256 232H258L257 230H255ZM261 231V230H260ZM21 232V231H20ZM23 232V231H22ZM29 232V231H28ZM37 232V231H36ZM36 232H34V233H36ZM97 232V231H96ZM115 232V231H114ZM117 230H116V234H117ZM127 232H129V231H126V233L125 234H128ZM240 233H241V231H239ZM238 232V234L237 235H239L240 233ZM244 232H245V230H244ZM243 232V233H244ZM6 233V232H5ZM23 233H25V232H23ZM94 233H95V231H94ZM111 233V234H112ZM114 233V234H115ZM119 233V232H118ZM121 233V232H120ZM133 233V232H132ZM131 233V234H132ZM1 234V233H0ZM14 234V233H13ZM17 234V233H16ZM29 234V233H28ZM91 234H92V232H91ZM96 234V233H95ZM103 234V233H102ZM101 234V235H102ZM106 234V237H107V232L106 233H104V235ZM111 234H108L109 236H111ZM113 234V235H114ZM136 234V233H135ZM235 234H236V232H235ZM242 234V233H241ZM255 235H256V233H254ZM253 234V235H254ZM258 234V233H257ZM2 235V234H1ZM22 235V234H21ZM20 235V236H21ZM97 235V234H96ZM99 235H100V233H99ZM112 235V236H113ZM140 235V234H139ZM138 235V236H139ZM147 235V234H146ZM254 235V236H255ZM108 236V237H109ZM117 236V235H116ZM134 236H136V235H134ZM141 236H144V234L143 235H141ZM236 236V235H235ZM244 236H245V234H244ZM254 236H252V237H254ZM258 236V235H257ZM30 237H32V236H30ZM42 237V238H43ZM101 237V236H100ZM103 237V236H102ZM106 237H103V238H106ZM121 237V236H120ZM125 237H127V235L125 236ZM125 237H123V240L125 239ZM150 237V236H149ZM0 238H1V236H0ZM4 238H6V237H4ZM8 238V237H7ZM6 238V239H7ZM24 238V237H23ZM23 238H20V240L22 239L23 240ZM39 238V237H38ZM111 238V237H110ZM115 238V237H114ZM113 238V239H114ZM143 238V237H142ZM244 238V237H243ZM255 238H256V236H255ZM1 239H3V238H1ZM0 239V240H1ZM11 239V238H10ZM12 239H14V238H12ZM16 239V238H15ZM130 239V238H129ZM4 240V239H3ZM19 240V241H20ZM26 240H27V238H26ZM25 240V241H26ZM33 239H31V241H32ZM135 240V239H134ZM140 240V239H139ZM138 240V238L133 242L132 241V239L131 240H128V243H129V241H132L133 243H135L134 244V246L135 245H137L136 243H138L137 241H139ZM234 240V239H233ZM244 240V239H243ZM24 241V240H23ZM24 241V242H25ZM104 241V240H103ZM116 241V240H115ZM120 241V240H119ZM122 241V240H121ZM120 241V242H121ZM126 241H127V238H126ZM126 241H123L124 242V244H125V242ZM141 241V240H140ZM249 241H250V239L249 238H247V239H245L244 240V242H243V244H242V248H241V250H243L244 249V247L249 243ZM1 242H4V241H1ZM7 242V241H6ZM6 242H5V244H6ZM36 242V241H35ZM38 242V241H37ZM102 242V241H101ZM100 242V243H101ZM105 242V241H104ZM111 242V241H110ZM9 243V242H8ZM12 243V242H11ZM16 243H19L18 241L16 242ZM20 243H22V241L20 242ZM26 243H27V241H26ZM33 243V242H32ZM107 243V242H106ZM122 243V242H121ZM121 243H120V246H118V245H115L114 246V248H116L117 246L118 247H120V248H122L123 246L121 245ZM128 243H126V244H128ZM131 243V242H130ZM133 243H132V246H133ZM233 243H234V241H233ZM23 244V243H22ZM29 244H30V242H29ZM35 244V243H34ZM123 244V243H122ZM227 244H230V243H227ZM14 245V244H13ZM24 245V244H23ZM39 245H41V243L39 244ZM112 245H114V244H112ZM129 245V244H128ZM11 246H12V244H11ZM11 246H8V247H11ZM15 246V245H14ZM16 246H18L17 244H16ZM26 246H27V244H26ZM25 246V247H26ZM31 246V245H30ZM34 246V245H33ZM122 246V247H121ZM127 246V245H126ZM145 244L144 243H141V244H139V245H137L135 248L137 249V257L136 258H138V259H143L144 258V255L146 254H144V252H145ZM37 247V246H36ZM118 247H117V249H118ZM130 247V246H129ZM156 247V246H155ZM230 247V246H229ZM2 248H4V247H2ZM21 248V247H20ZM29 248H31V247H29ZM28 248V249H29ZM126 248V247H125ZM150 248V247H149ZM216 248V247H215ZM221 248H222V246H221ZM230 248H232V247H230ZM262 248V247H261ZM4 249H6V248H4ZM8 249V248H7ZM7 249H6V251L5 252H7ZM15 249V248H14ZM19 249V248H18ZM155 249V248H154ZM163 249V248H162ZM161 249V250H162ZM0 250H1V248H0ZM20 250H22V249H20ZM40 250H42V249H40ZM216 250V249H215ZM3 251V250H2ZM8 251H11L10 249L8 250ZM32 251H34L33 249H32ZM115 251H116V249H115ZM120 251V250H119ZM155 251V250H154ZM17 253H18V255H17V259L20 261V259H21V257L23 256V258H26L23 254L22 255H20V252L19 251H16ZM30 252H31V250H30ZM29 252V253H30ZM38 252V251H37ZM117 252V251H116ZM32 253V252H31ZM30 253V254H31ZM203 253V252H202ZM155 254V253H154ZM168 254V253H167ZM27 255V254H26ZM29 255V254H28ZM33 255V254H32ZM38 255V256H39ZM117 255V254H116ZM161 255V254H160ZM262 255H264V249L263 250H261V252L259 253V259H258V262H259V260L262 258ZM29 257V256H28ZM34 257V256H33ZM102 257H103V255H102ZM22 258V259H23ZM35 258V257H34ZM37 258V257H36ZM35 258V259H36ZM158 258V257H157ZM21 259V260H22ZM33 259V258H32ZM32 259H30V260H32ZM35 259H34V261H35ZM39 259H40V257H39ZM42 259V258H41ZM152 259H154V258H152ZM26 260V259H25ZM38 260V258L36 259V261ZM27 261H28V259H27ZM33 261V260H32ZM31 261V262H32ZM24 262H26V261H24ZM23 262V263H24ZM38 262H39V260H38ZM26 264V263H25ZM33 264V263H32ZM35 264V263H34ZM38 264V263H37Z\"/></svg>","mask_w":264,"mask_h":264},{"label":"clouds","instance_id":"9594fccd","mask_svg":"<svg viewBox=\"0 0 264 264\" xmlns=\"http://www.w3.org/2000/svg\"><path fill=\"white\" fill-rule=\"evenodd\" d=\"M264 3V0H262ZM261 60H264V44L261 46ZM244 117L257 126L264 138V89L261 90L257 97H254L250 104L243 108ZM155 151L151 155H157L162 148L159 143H154ZM234 147V145H233ZM223 163L232 171L239 168L251 167V162L243 157L240 152L229 151L223 158ZM249 180L252 184L257 185L261 195L258 201L253 206L256 211L264 214V173L256 174L253 170L249 174ZM121 251V256L118 260L106 262L102 257L94 258L92 264H244L243 251L233 248H217L214 252L206 257L194 253L191 249H174L167 256H160L152 260L138 259L137 249L135 247H127ZM18 255L15 251L0 253V264H20L16 258ZM51 264H79L75 259H68L62 254L57 255L56 259ZM258 264H264V255L259 260Z\"/></svg>","mask_w":264,"mask_h":264}]
</instances>
